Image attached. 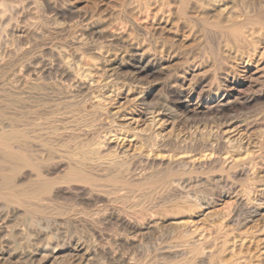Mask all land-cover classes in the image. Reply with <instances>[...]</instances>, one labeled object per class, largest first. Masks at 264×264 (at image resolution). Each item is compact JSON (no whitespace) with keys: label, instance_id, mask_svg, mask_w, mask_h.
<instances>
[{"label":"rangeland","instance_id":"374dc122","mask_svg":"<svg viewBox=\"0 0 264 264\" xmlns=\"http://www.w3.org/2000/svg\"><path fill=\"white\" fill-rule=\"evenodd\" d=\"M39 1H40V4L42 3L41 4L42 7H40ZM39 1L36 0V3L38 2V4L35 5L36 3H34V5H35L34 8H35V10L39 8L40 12H37V11H39V9L37 11L33 10L34 12L32 10H30V8H32L34 6L32 4L33 6L30 5L29 6L30 8H28V6L27 7L24 6L23 7L25 9L24 12H23V10L20 9L21 8L20 7L19 8L20 11H17L18 13L15 12L16 16H15V14L12 13V15L14 17H16V18L18 17L17 19L14 18V20L16 22H13L14 20L13 21H8L9 17H10V20L13 19V17H11L12 15H9V14H11L10 13L11 11L9 13L7 11L5 12L6 15H7V13H8V15L6 16L7 18L3 17L5 19V20L3 19L4 21L2 20V16H4L5 13L2 14V16L0 17L1 18V21H0L1 24L0 25L2 26V27H0L1 30L5 26V24L7 25L8 22H9V24H10V22H13V24L12 23L10 24V27L13 29L14 34L16 33L15 35H17V34L19 35L22 31L26 32V33L24 32V34L22 32L20 34V36H14V35H12L13 32H12L11 28L9 29V26H8L9 24L6 26V28L8 27L7 28L8 30L4 27V30H5L4 33H2L3 31L0 32V35H1L0 36L1 37V40H0V42H1L0 43V46H1L0 47V58L2 57L0 59V63H1L0 64V75L1 76L2 75L3 76L4 75L7 76V78L5 76V79L4 78H0V81H3L2 83L0 82L1 83L0 85H2V87L5 86L3 88L0 86V89H1L0 92L3 91L2 93H4L6 87H8L7 88L8 90L6 89V91L9 92L10 94H12V95H10L9 93L7 94L6 92L4 94L0 93V98H1L0 99V106H2V107H0V110L2 109L0 111V123H2V126H3V123L7 124V125H5L6 126L5 127L6 130L11 129L12 126H15V127L17 126L16 128H19L18 126L20 124L24 125V123H25V125H26V122H28V123L32 122V119L34 121V119L36 120V118H37V120H40L41 118L45 117L43 119V121L45 120V122H43L41 120L42 122L41 121H38V122L36 121V123H35V121H34V123L27 124L28 125L27 128H31L30 129V134H29V136H30L29 141H30L31 145H29V146L31 147L32 150L37 152V154L39 156L43 154L41 157H43L45 155H46L45 156L46 158L49 157V155H48L49 153H47L49 148H50L49 152L55 151V152L59 153L61 151L60 154L62 152H64L65 149H68L69 151L66 150L64 152L65 154L67 153V156L64 153L61 154V155L65 156L64 157L65 159L68 156H71V155H76V154L80 155V153L83 150L82 146L83 147L85 146L84 145L85 144L84 140L87 141V139L89 138L88 136H90L91 134L94 133V135L90 136V140H91L90 143L94 142L93 139H95L97 142L95 141V144L91 143V146H95V145H97L100 142L102 143L101 140H98L100 138L102 140L104 138L107 139V140L110 138V141L108 140V143L113 141V143H111L112 145L114 143H116V144L120 143V145L123 144L122 146H123V148L125 150L122 149V151H128L125 155H128V154L131 153L130 155H128V159L132 155V157H131L132 159H129V160H132L131 162L129 161L131 163L132 167H134L133 164H135V165L138 164V163H136V162H138V161H136V159H139L138 157H140V156H138L136 158L137 154L135 153V151L137 153L139 152V155H143V154L144 155H148L147 152H150V155H151L154 152L151 156L156 155V153L158 151L160 153L163 152V154H161V155H164L165 157L164 156L161 157L160 153H158V155H160L161 159H160L159 156L156 155L158 157V158H156L157 161L153 160L152 164L155 163V162L158 163V160L159 161L162 160L161 163L163 161L165 162V164H164V162H163V164L165 165L164 168H166L167 171L165 172L166 174L163 172L164 174L162 173L161 177L158 176L160 178V181H159L158 177L157 178L155 177V179L152 178V179L147 180V181L146 180H141V182L138 181L137 184H136V182L139 179L137 177H134L133 175H129L126 179L122 180V178L119 177L118 175H116L115 173L114 174L116 176L114 174H111V173H108V175L111 174L109 176H107V173L105 175H104V173H102L104 176L102 174H101L102 176H100V172L95 171L99 175L94 172L96 175L93 173V175H92L93 179H92V182L90 184L91 185L93 184L92 186L95 187V188H96V186H97V188L99 186L98 190H97V188H96V190L97 191H99V190L103 191L102 193H105V192L109 191V196H108V194H107V196L109 198H114L115 199V200L112 199V201H111V200H108V198H106L103 201L102 200L103 198H98V200H97V197L96 198L93 197L94 198L93 199L90 196H88V194L89 195H91V193L94 194V192H91V189H95V188H92L89 183H83L84 184L83 185L80 182H76L75 181L73 183V181H72V182H68V183L66 182V183H64L65 184L64 185L62 182H60L62 178L66 177V176H68L70 174V171H67L66 169L62 170L59 167H57L58 163L56 164V162H59V160H58V158H55V159L50 161L51 163H50L49 166L50 167L54 166L53 168H54L55 171H52V172L54 173V175H57L59 177L54 176L53 173L50 172V170H48V169H50V167H48V168H47V166L43 167L44 175H45V172H47L44 177L55 182V186H53V189L52 188L50 189L49 193H45V194L43 193L44 195L42 194L43 197H45V198H43V199H45V201H44L45 203L41 202V203L37 204L41 208L38 207L37 205H36V207L32 206L30 208L29 207L25 208V207L19 206L16 203V201H15V203L12 202V199L15 200L16 198H14V197H18V194H17L16 191L11 189L10 179H12V181H14V183L13 182L12 183L15 186H17V187H19V185L22 184V183H23L22 184V186H23L26 182L30 186L33 183L32 177L29 176L31 173L27 172V169H25L22 172V174H20V173L17 172L16 167L13 168V166L12 165L10 166L9 163H6V164L2 163L4 161L3 157H6V154H5V151H2L4 149L3 145L0 144V148L2 149V150L0 149V156H1L0 159L2 161V162L0 161L2 163V164H0V170L4 169L1 172L0 176L2 177V175H4L3 179H6L3 182L2 178H0V183L2 182V185H3V183L6 184V182H7V184H8L10 182L9 185L6 184V186H5V184H4L3 185L4 187L0 184L1 185L0 187H3V189H4L3 190V189L0 188V190H1L0 195L2 196V195L5 194L4 196H6V197H3V200H2V198H0V264H62V263L63 264H137V262H138V264H142V263L143 264L144 263L145 264H264V31H263L264 30V13H263L264 12V7H263L264 4L262 3L263 0H260L261 2H259V0H245L247 2H245L244 0H241L240 4H239L238 0H235V1L238 2L239 5L236 2H233L234 0L233 1L232 0H224V1H222V0L221 1H219V0L217 1L216 0L217 3L216 2L215 3L217 5L213 2V0L212 1L203 0L204 2L202 0H199V1L197 0L196 2H195V0H190V1H188L189 3L188 2L187 3L188 4L191 3L190 5H191L192 8H194V12L191 11L192 8L190 7V5H188L187 3L186 4L185 3L182 4L181 0L180 1L179 0H161L162 4H159V3H161V2H159V0H157L158 2L155 1V0H151V4H149L150 0L149 1L147 0L148 3L146 2V0H141V1L137 0L138 2H136L135 0H131V4L128 3L130 0H120V1L118 0L119 2H117V0L116 1L115 0H110V1L109 0H77V1L76 0H42V1L39 0ZM121 1H122V4H121ZM165 1H167V4L163 3ZM174 1L175 2L177 1L176 2L177 4ZM200 1H202V2L200 3ZM205 1H206V3L208 2V4H206ZM155 2H157V4ZM168 2L172 3V4H169ZM218 2L220 4L225 2L224 4H226V6L229 5L232 2H233L232 4L236 3V5H233V6L235 8L238 6V10L239 11L236 10V9L235 10H233V9L230 10V11L233 10V12H235V11L237 12V14L236 13L234 14V17L236 15L239 17L240 14H242V12H243L242 8H244L245 4L246 5H248V4L251 5L252 2L253 3L258 2V3H255V4H257V5L260 4V5H258V6L256 5L257 8H255L256 6L253 4L254 9H257V10H254L253 7L249 6L248 9H250L249 11H250V15H251V21L246 22L244 24L245 25L244 28L242 27L240 29V31H238L240 33V34L238 33L239 34L238 35V34H235V32L237 31L236 29H228V30H226V29H222V28H219V27L218 28L216 27V29H215L213 27V26H215V24H217V19L221 16L220 14H222V15L225 14L224 12H223L224 13L223 14L221 10H220V13H216L217 15L214 14L215 13L214 9L217 10L216 12H219L218 11V8H219L218 6H220V4ZM242 2H244V3H242ZM126 3H128V4H126ZM132 3H134V5H132ZM178 3L180 5L182 4V6H177V5H179ZM203 3H205L206 5H204ZM211 3H212V5H211ZM89 4H91V5H89ZM116 4H119V5L116 6ZM135 4H137V5H135ZM139 4H140V6H139ZM147 4H149V5H152V4L154 5L155 4V6H149ZM168 4L172 5V7L169 6ZM196 4L198 6V9H195V5ZM200 4H202V6ZM209 4H210V6H209ZM241 4H243L244 6L243 5L240 6ZM114 5H115L116 8L113 7ZM125 5H127V6H125ZM161 5L164 6V8ZM165 5L169 6V8L166 9ZM186 5H188V7H186ZM20 6H23V5L21 4ZM157 6L160 7V12H159V8ZM206 6H209V7L213 6L214 9L213 8H209V7L207 8ZM230 6H232V5H230ZM233 6L230 7V8H234ZM3 7L4 6H2L1 8H3ZM43 7H44V9H43ZM119 7H120V9H119ZM127 7H128L129 10L127 9ZM131 7L132 8L135 7V9H136V7H138V8H137V10L134 11ZM155 7H157L156 9H158V11H156ZM175 7L176 8L178 7L177 8L178 10ZM182 7H183V9H182ZM202 7L203 8L205 7L206 10H205V8L203 10ZM27 8L33 13L30 14V12H29V10ZM34 8H32V9H34ZM125 9H127L128 11L125 10ZM130 9H131V12L134 11L132 13L133 15H130V13H131ZM138 9L139 10L142 9L141 10L143 12V14H141L142 16L139 15L142 12L139 11ZM145 9L146 10L149 9V10H147V12H146ZM252 9L254 10V11H252L253 13H251ZM258 9H260V10H258ZM76 10L78 12H76ZM152 10L155 11V13L156 12H158V13L155 14V13H153ZM166 10H168V11H166ZM170 10H172V13H171ZM195 10H196V13H195ZM241 10H242V12H240ZM50 11H51V13H50ZM126 11L128 12V14H127ZM161 11H163V12H161ZM164 11H166V12H164ZM208 11H209V13H208ZM256 11H258V12H256ZM19 12L21 13V17H20ZM28 12H29V15H28ZM108 12H110L111 14L108 13ZM116 12H117V14H116ZM184 12L185 13L187 12V14L188 13L189 14L188 15L185 14L186 15V17H185ZM34 13H39V15L37 14V17L41 16V15H42V17L41 18L40 17L37 18L35 16L36 14H34ZM112 13H114L116 16H118V18H116V16L114 15L116 20L113 19L114 17L112 15ZM159 13H160V15H159ZM17 14H19V15L17 16ZM107 14H108V17H107ZM135 14H137V16ZM144 14L146 15L147 18H145ZM153 14H155L154 16L156 18L153 16ZM192 14H194V15H192ZM203 14L204 15H209L210 14L209 17L211 15H213V14H214L213 17L214 16H218V15H220V16H218L217 18L214 17V19H212V16L209 18V17L204 16ZM232 14L233 13H231V18L233 16ZM22 15H23V17H22ZM31 15H33V16H31ZM43 15H45L44 18H48L49 17V21L52 22L50 25H48L49 22H47L48 21L47 19H45V20L42 19ZM47 15H51L52 17L51 16H47ZM134 15L136 16V18H135ZM149 15H151L152 17L150 16L151 17L150 18ZM162 15H163V17H162ZM171 15H173V16H171ZM174 15H176L177 17L174 16ZM190 15H192L191 16L192 18L188 17ZM34 16H35V18H37L36 20L38 21V23H41V24H38L39 26L37 25V23L36 24L33 23L35 21V18L32 19L33 21L29 20L30 18H33ZM95 16H96V18H95ZM132 16H134L135 20L137 19L138 23L134 20V18ZM164 16H165V18H164ZM194 16H195V18H194ZM224 16H223V18L222 17L221 18L225 20L226 18ZM259 16H260V18H258ZM24 17H28V18H24ZM50 17H51V19L52 18L54 19V17H55V21L56 22H57V19H58V24L61 23L59 25V27L62 26L63 24H65L62 27H60V29L62 28V30L63 29L64 30L63 31L62 30H58L59 29V27H57L58 24L56 25V23H54L55 21H52L53 19L51 20ZM74 17H76V18H74ZM143 17H144L145 20L143 19ZM158 17H160V18H158ZM197 17H199V19ZM234 17L232 19H233V21H236L237 18L236 17L234 18ZM39 18L42 21L44 20V22H41L39 20ZM152 18H154V19H152ZM166 18L168 20H166ZM176 18L177 19L179 18V19L177 20ZM19 19L21 21H18ZM24 19H25V23H23V25L28 24V25L32 26V27L28 26V30L29 31L27 30V27H26L27 25L25 26L26 28H24V26L21 24V22L24 21ZM26 19H28V20H26ZM90 19H91V21L89 22ZM141 19H142V21H141ZM151 19H152V22L154 24L151 22ZM159 19H162V20L160 21ZM182 19L185 22H183ZM239 19H240V17L238 18V20ZM252 19L253 20L255 19V20L253 21ZM259 19H260V21H259ZM181 20H182V24H181ZM261 20H263V21H261ZM26 21L29 22V23L32 22V24L37 25V27H40V29L43 26L42 30L44 29V24H45V29L43 30L44 32H42L40 29L37 30L38 28L36 26L33 27V25H31L29 23H26ZM37 21H35V22H37ZM67 21H68V23H70L72 25V27H71L70 24L67 23ZM111 21H113V22L118 21L119 23L116 22L115 24H113V22L111 23ZM139 21H141L140 25H139V23H140ZM155 21L156 22H160V24H162V26H165V28L163 27V29L161 30L162 26L157 24ZM172 21H174V22H172ZM198 21H200V22H198ZM2 22L5 23L4 26L2 25L3 24ZM46 22H47V24H46ZM196 22H198V23H196ZM203 22H205V23L203 24ZM14 23L16 24L15 28L19 24H21V28H20V25H19L17 27V29H15L14 28V25H15ZM17 23H19V24H17ZM53 23L55 25H53ZM73 23H77V26L74 25ZM123 23H124V25L127 24V26L125 28L126 30L124 28H122V26H124ZM148 23H149V25L151 24L150 26H152V28L150 27L151 30L149 29ZM169 23H171V24H169ZM237 23H240V20H239V22L237 21ZM67 24H68V26H67ZM184 24H185V26H183ZM12 25H13V27H12ZM46 25H48V26H46ZM143 25H145L146 27L143 26ZM154 25H156V26L159 25V26L156 27ZM50 26H53V28L50 27ZM55 26H56V28H58L57 30H56ZM64 26H67V28L64 27ZM104 26L107 27L106 30H105V28L103 29ZM195 26H196V28H195ZM116 27L118 29H116ZM153 27H155V28H153ZM168 27L170 28L171 31L167 30ZM181 27H182V29H181ZM211 27H212V29H210ZM255 27H256V29H255ZM29 28L30 29L32 28V29L30 30ZM33 28H35V31L37 30L36 33L38 31L42 32V34H40V38H39L38 33L36 34L37 37H36V35H34ZM49 28H51V29H49ZM68 28H70V29L67 30ZM73 28L74 29L76 28V29L74 30ZM83 28H84V30H83ZM120 28H122V29H120ZM78 29L81 30V31H79ZM157 29H158V33H157ZM191 29H192V31H191ZM259 29H260V31H258ZM45 30H47V31H45ZM90 30L92 32H90ZM118 30H119V33L117 32ZM120 30H121V32H120ZM197 30L200 31V32H198ZM248 30L249 31L251 30L249 32L250 33L249 34L250 37H249V35L247 36ZM255 30H256L257 33L258 32L259 33L257 34L256 32H254ZM10 31L12 33L11 34L12 36L10 35ZM50 31H52V32H50ZM74 31H78L80 33L85 31L84 32V34H85V38H84L85 44L83 43L84 45L83 44H81V45L77 44L76 45L75 41H77V38L79 37L80 34L78 33V35H77V33L76 32L74 33ZM95 31L97 32V34H98V31H100L99 35H97ZM113 31L117 32V37L121 33L122 34L117 38V37H115L116 33L114 34ZM159 31H161L160 33L162 35L159 33ZM187 31H189V32H187ZM5 32H7V33H5ZM27 32H29V33H27ZM30 32H33V33L31 34ZM152 32H154V33H152ZM167 32H169V33H167ZM186 32H187V34H186ZM72 33H74V34H72ZM103 33L104 34L106 33V34L104 35ZM194 33H195V35L193 37ZM254 33H256V34L254 35ZM4 34L6 36L3 37L2 35H4ZM22 34H23V36H22ZM27 34H29V37H28ZM146 34L148 35V37H146L147 36ZM156 34L157 35L159 34V35L157 36ZM24 35H25V37H24ZM32 35L35 36V37H33ZM74 35H76L77 37L74 36ZM100 35H104V36H100ZM109 35H110V38H109ZM111 35L114 36V38L111 37ZM129 35H130V37H132L133 41H132L131 38H129ZM228 35H230V37ZM8 36H9V38H8ZM31 36L33 37L32 38L33 40L35 38H37L38 42L35 39L34 40L35 43H34L33 40L31 39ZM88 36L91 37V38H89ZM125 36H127L129 39L126 40L127 38ZM6 37L8 39H6ZM10 37H14L15 39L14 38L10 39ZM74 37H75V39H74ZM150 37L152 39H150ZM228 37H229V39H227ZM247 37H249V38H247ZM19 38L21 40H19ZM42 38L43 39L45 38V39L43 40ZM138 38H140V39H138ZM235 38H237V40ZM2 39H4L3 42H2ZM110 39H111V41H110ZM119 39H120V41H119ZM193 39H194V41H193ZM7 40L10 41L9 42L10 45L5 43V42H7ZM27 40H29V41H27ZM46 40H48V41H46ZM86 40H87V42H86ZM93 40L95 42H97V43L99 42L100 44L99 43L98 44L97 43L94 44ZM123 40H124V42H122ZM134 40L136 41L137 44L135 43ZM238 40L240 42H244V43H242L244 45H242ZM11 41L15 42V44L18 43L19 41H21V42L24 41V43L22 42V45H21V42H19L20 43L19 45L16 44L17 47L21 48V49L18 48V50H20V51H17V50L14 51V52L17 51L18 54L16 52L15 55H14L13 52L11 51V49H14V48L17 49V47H14L15 45ZM44 41L47 42V43L49 42V43L46 44ZM126 41H128V43H131L130 46H129V44ZM141 41H142V43H141ZM231 41H233V43H234L233 45L230 43ZM31 42H33L32 43L33 45L31 44L32 46L29 47V43H31ZM155 42H156V44H155ZM11 43L13 44V46L11 45ZM165 43H168V44L165 45ZM134 44H136V46ZM138 44L140 46L142 44L143 45L140 48V46ZM224 44H226V45H224ZM252 44H254V46H252ZM63 45H64V47H63ZM168 45H169V47H167ZM9 46L10 47L12 46V48H10ZM54 46L57 48L56 50L52 49V48H55ZM82 46H83V48H82ZM86 46H87V49L85 48ZM95 46L96 47L97 46L100 47V49H102V48L106 49V47H107V50H106L107 53L105 52V50L103 51L105 53L101 52L102 50H100L98 47L96 49ZM101 46H104V47H101ZM123 46H124V48H123ZM148 46H149V48H148ZM226 46H227V48H226ZM232 46L236 47V51H235V49L232 48ZM22 47H23V49H22ZM62 47H63L64 54L59 50L60 48L62 50ZM93 47H95L94 48L95 51H94ZM142 47L144 48V51H143ZM26 48L27 49L29 48V49L27 50ZM126 48H129L130 50L128 49V51H127ZM202 48H203V50H202ZM24 49H26L28 51L27 54L29 56L27 54H25V55L22 54V53H26ZM50 49L52 51H50ZM74 49H75V51H74ZM77 49L78 50L80 49L79 50V54H78ZM82 49H83V51H82ZM113 49L114 50L116 49V50L112 52L111 50H113ZM135 49H136V51H135ZM165 49H167V51ZM96 50L100 51V53H98ZM117 50H119L120 53L123 50L124 51L122 52V54H120L119 51H117ZM65 51H67V52H65ZM129 51L130 52H134L135 51L136 53L134 52V53L129 54L130 53ZM57 52H61L60 55H58L59 53H57ZM80 52H82L83 54L82 53L80 54ZM167 52H168V54H167ZM223 52L225 54H223ZM6 53H8V54L10 53L11 56L6 54ZM65 53L67 55V58L63 59V57L65 56ZM67 53H69V54H67ZM140 53H142V54H140ZM160 53H161V55H160ZM176 53H178V54H176ZM215 53H216V55H215ZM49 54H50V56H48ZM54 54H56L55 57H54ZM106 54H107V56H105ZM26 55H27V57H26ZM57 55H58V58H56ZM70 55H71V59L75 58V57H72V55L73 56L76 55L77 58H75V60L72 59L71 60L72 62L68 61V59H70V58H68V57H70ZM246 55H248V57ZM59 56H60V59H61V56H62V60L60 62H58L60 60ZM78 56H80V57H78ZM96 56H97V60H95ZM101 56H104V58L101 57ZM18 57H21L22 59L18 58ZM91 57H93L91 59L92 61L89 60ZM200 57H201V60H200ZM17 58H18V60H17ZM191 58H192V60H191ZM238 58L241 59V60H239ZM41 59L43 60V62L41 61ZM83 59L86 62L89 61L90 63H92V64H89L92 71L89 69L90 67L88 65H84V64H88V63H85V61ZM1 60L2 61L6 60V61L2 63ZM39 60H40V62H39ZM63 60H65V62H67V63L65 64ZM76 60H80L83 63L84 68H82L83 65H80L82 63L79 61L80 62V64H79ZM210 60L212 61V65L210 64L211 63ZM54 61H56V62H54ZM37 62H38V64H37ZM41 62L42 63L45 62V63L42 65ZM73 62H75V64L77 62V64H79L78 66L80 68L78 66H76ZM118 62H119V64H118ZM177 62H180V63H177ZM29 63H31V64H29ZM36 64H37V66L40 65L39 66L40 69L38 67H36ZM45 64H47V65L45 66ZM48 64H50V65L48 66ZM71 64L72 65L74 64V66L72 67ZM116 64L119 65V67H117ZM69 65L72 67V70H69V69H71L69 67ZM96 65H97V67H100V69L95 67ZM23 66L24 67L26 66L27 68L26 67L24 68ZM63 66H64V71H63V68H62ZM11 67H13V68L11 69ZM41 67H43V68L47 67L48 69L47 68L43 69ZM114 67H115V69H114ZM54 68L55 69L57 68L56 69L57 71ZM75 68L77 70H75ZM112 68H113V70H112ZM15 69L16 70L18 69V70L15 71ZM41 69H43V72H40ZM73 69L75 71L80 70V72H78L80 75H83V72L81 71V69L82 70L84 69V72H86L85 70H87V72L91 71L92 72V76H90L91 72L89 73V75L86 72L87 73V78H89V79L91 78V79L89 80V79L85 78L84 79L85 82H84L82 79H83V77H85L86 73H84V76L81 77V76H79V74H76L77 72L75 73V71ZM98 69H99V71H97ZM103 69L104 70L106 69V71H104ZM44 70H46V71L44 72ZM58 70H59V72H58ZM67 70L70 71V73L72 72L71 75L73 73H75L76 75L81 77L82 79L77 76L79 78L78 81H80V83H82V84H79V83L77 84L78 81L75 78V74H73L74 77L72 75L68 79L66 77L64 78V76H63L64 72L67 71ZM28 72H33V73L35 72V73L34 74H32V73L31 74H27ZM37 72H40L41 77H40V75H38L39 73H37ZM46 72H48V73H46ZM97 72H99V73L101 72V75L98 74ZM115 72H116V74L118 73L117 76H116ZM202 72H204V73L201 74ZM6 73L9 74V75H7ZM11 73L12 74L14 73L13 77L11 76ZM15 73H16V75L18 74L17 78H19V79L21 77H24L25 76L24 74H26V76L24 77V80L27 83H30V84L28 85L27 83H24L25 81H22V80L20 81L19 79L15 78V76H16ZM20 73L22 75H20ZM93 73H96L97 76L94 75ZM108 74H109V76H107ZM28 75H30V76H28ZM99 75H100V77H98ZM102 75H104V77ZM114 75H115V77H114ZM31 76H33V77H31ZM34 76H36V77L39 76L40 80L38 78H35ZM94 77H95V79H94ZM116 77H118V78H116ZM10 78H12L11 80H15V81H13V84H11L12 81L9 82V83L6 82V81H10ZM29 78H31V79L35 78L36 81L32 79L34 81L33 82ZM59 78H61V79H59ZM70 78H72V79L75 78L77 82L75 81V79L72 80ZM106 78H111V80L113 78V81H110V79H106ZM115 78H116V80L114 81ZM3 79L5 80V84H3L4 83ZM43 79H44V81H43ZM99 79H102V80L99 81ZM27 80H29V81H27ZM66 80H69V81L65 82V84L67 83L68 86L64 84V81H66ZM87 80H89V81H87ZM103 80H105V81L108 80L106 82L107 84ZM41 81L44 83L43 85H41L42 84ZM81 81H83V82H81ZM172 81H174V82H172ZM35 82H37L36 85H35ZM88 82L89 83L93 82L94 84L92 83L93 84L92 85L90 83V85H91L90 86ZM100 82H102V84ZM109 82H110V85H109ZM17 83H19V85L21 84L20 86L22 88H20V86L17 85ZM85 83H86V85H85ZM96 83H98V86H97ZM169 83L172 84L173 86L170 85ZM7 84L8 85L11 84L12 86L17 85L18 87L17 86H16V88L14 87V89H15L14 90L11 85L9 87V86H7ZM23 84H25L24 87L22 86ZM37 84H38V87H37ZM95 84H96V86H95ZM82 85H85V86L82 87ZM105 85H106V88H105ZM111 85H113L114 87L111 86ZM32 86H34V87H36L38 89L35 90V88L32 87ZM43 86H45L47 89L45 87L43 88ZM57 86H59V87H57ZM66 86H67V89H66ZM108 86L111 87V88H109ZM87 87H89V88H87ZM96 87H97V89H99L100 87L101 88L99 90H96L95 89ZM118 87L122 88V90L119 89ZM58 88L60 90H57ZM103 88H105V89H103ZM26 89H28V90H26ZM39 89L40 90L42 89L41 93H40ZM70 89H71V91H70ZM110 89H113V90H110ZM11 90L16 95L13 94V92ZM31 90L32 91L34 90V91L32 92ZM94 90L96 92L97 91H99V92H97L95 95H93L95 93ZM115 90H117V91H115ZM30 91H31L32 94L30 93ZM108 91L110 92V94H109ZM22 92H26V93L29 92V94L28 93L27 94L26 93L22 94ZM67 92H68L69 95L66 96ZM117 92H119V93H117ZM111 93H115V94H113V96L116 95V96H114L116 99L113 96H111L112 95ZM174 93H175V95H174ZM36 94H38L39 96L36 95ZM97 94L99 95L100 98H104L102 101H106L107 99L110 100L109 103H108V100H107L106 104H104V102H103V105H101V106L104 107V109L106 108L105 110L104 109L100 110L99 106L97 105L98 104L97 101L99 100V98L97 97L98 96ZM13 95H15V96H13ZM23 95H25V96H23ZM34 95L37 98V100L40 98L38 100L40 102L37 103L38 105H36L37 100L35 102L36 98L34 97ZM108 95H110L111 97L108 96ZM8 96H11V97L8 98ZM104 96H106L108 98H105ZM5 97H6V99H5ZM51 97H53V98H51ZM130 97L133 98V99L130 100L131 99ZM19 98L21 99L20 102H19ZM27 98L30 101H28ZM97 98H98V100H97ZM8 99H10V101ZM11 99H12V101H11ZM65 99L68 100V101H66ZM74 99H75L76 102L74 101ZM93 99L96 100V101H93ZM142 99H144V100H142ZM70 100L74 101L75 103L71 102ZM7 101H8V103H11V102L13 103V102L16 101V103L15 104L14 103L13 104H8V103H6ZM130 101H131V104H127V103H130ZM27 102L30 103V104L28 105ZM41 102H42V104H41ZM61 102H63V103H61ZM132 103H134V104H132ZM33 104L35 105V107L33 106ZM59 104H64V105H60L59 106ZM71 104H72V106H71V108H69L70 107L69 105H71ZM74 104H75V107H73ZM107 104H108V106H106ZM155 104H157V105H155ZM20 105H21V107H20ZM24 105H26L29 108L25 107ZM31 105H32V107H31ZM40 105H41V107H40ZM76 105H78V106H76ZM112 105H114V107H112ZM149 105H150V109H148ZM15 106L17 107V109H16ZM64 106L65 107L69 106L68 107L69 109L67 107L63 108ZM163 106H164V108H163ZM219 106L221 107V109H220ZM4 107L5 108L7 107L6 108L7 110H5ZM45 107H46V109H45ZM94 107H97L99 109H97V108L94 109ZM121 107H124V109H122ZM9 108H11L10 112H9ZM110 108H112V109H110ZM59 109L61 111L63 109V112H61ZM114 109L116 111H122L123 112V114L125 115L124 117L126 119V121H125L126 123L128 122L129 119H130L129 122L130 121L132 122V119H133V121L136 120L135 122H137L139 124H134L135 125L134 126L135 127L134 130L131 128V131H129L130 128H128V126H126L127 124H125V126L123 125L124 122L122 120V117H119V115L115 112ZM170 109L173 112L170 111ZM11 110H12V112H11ZM50 110H52V111L54 110V112H52ZM70 110H72V111L70 112ZM81 110H83V112ZM91 110H92V113H91ZM113 110H114V113H113ZM149 110H151V111H149ZM17 111H18V113H17ZM39 111H41V113H42L41 115H40ZM55 111H56V113H55ZM57 111H59V115H60L59 118H58V115H57L58 114ZM102 111H103L104 114L102 113ZM105 111H107V112H105ZM5 112H7V114ZM27 112L29 113V115L27 114ZM33 112H34V114H32ZM48 112H49V114H48ZM60 112L62 114H64V112H65V114L66 113L67 114L65 116V115L60 114ZM93 112H95V113H93ZM11 113H12L13 116L11 115ZM13 113H17V114H13ZM30 113H31V115H30ZM80 113H82V114H80ZM89 113H91V114H89ZM110 113H111V115H110ZM19 114H21V117H23V118H21ZM35 114H37V115H35ZM55 114H56L57 117H55ZM68 114H70V115H68ZM98 114L100 115L101 119L98 118L99 120L96 121L97 118H93V117H96V115H98ZM102 114L105 115V117ZM127 114H128V116H127ZM15 115H16L17 118L15 117ZM17 115H19V117ZM50 115H52L53 117L51 116L52 117L51 118ZM74 115H76V116L78 115V117H76ZM99 115L97 117H99ZM101 115L104 118H102ZM106 115H108V116H106ZM116 115H118V116H116ZM24 116H27V117L25 118ZM40 116H41V118H40ZM64 116H65V118H64ZM67 116H68V119L69 118L71 119L72 117H74V118H72L71 120L70 119L68 120ZM112 116H113V118L115 117L113 120L111 119ZM38 117H39V119H38ZM60 117L64 118L65 120L64 119L61 120ZM75 117H76V119H78L79 123L81 122L80 120H84V119L87 120V118L89 117L87 122L90 121L91 123L88 122V124H87V122L85 120L86 124L84 123V125H86V127H88V125L91 124V125H94V128H95L96 124H98L97 125L98 127H96L97 134H96L95 131H93L95 129H93L91 126L89 127L90 129L86 128L82 124L84 121H82L80 123V124H82V126H80V124L77 122ZM82 117L84 119H82ZM106 117L109 118L110 123H112L111 120L113 121V123L110 124L109 120ZM116 117H117V119H116ZM151 117H153L154 119L156 118L155 120L158 123L161 122L160 123V125L162 124L161 127L164 126L162 128V130H160L161 131L160 135H158L161 138H159V137L158 138L159 139H165V137H166V139H165L166 143H165V145L162 146V145H160V143H158V141H156V142L152 141L153 143L148 142L147 145L149 146V149L147 147L148 150L147 149L143 150V148H146V146H147V145L146 146L144 145L147 140L145 138H143V137H139V135H137V134L139 133V131H141L142 133L143 132H145V133H147V132L149 133L150 132L151 133L153 131L152 124H157V123H155L156 121L153 118L151 119ZM228 117H229V119H228ZM18 118H20L21 120H19ZM48 118L50 119L49 121L47 120ZM53 118H58V119H55V120H56L57 124H59V127L56 124V122H53V123H55V124L52 123L53 125L51 124V122H50L51 120L55 121V120H53ZM79 118H81V119H79ZM91 118L95 119V121L94 122L91 121ZM127 118H129V119H127ZM5 119L6 120L7 119H11L13 121H11V120L4 121ZM59 119H60V121H59ZM115 119H116V121H115ZM16 120H18V121L16 122ZM66 120H68L70 123L71 122L75 123V121H76V123L74 125H73V123L68 125L69 122L66 121ZM103 120H105V122H103ZM121 120H122L121 123H123V124H121L119 122ZM10 121L12 123H10ZM20 121H23V122L26 121V122H24V123L21 122L20 123ZM46 121L49 122L47 125H46ZM61 121H63V123ZM64 121H66V123ZM98 121H100V122H98ZM13 122H15V123H13ZM18 122H19V124H18ZM115 122H117V125H116ZM40 123H41V125H40ZM42 123H44L46 126L44 124H42ZM101 123H102V125H101ZM106 123H108V125ZM119 123H120V125H119ZM148 123H150V125H148ZM222 123H223V125H222ZM10 124L11 125L13 124L12 126H10L11 128L8 126ZM15 124H18V125H15ZM33 124L35 126H37V128ZM37 124L39 126H41V127L43 126V127L42 128L38 127ZM217 124H219V126ZM226 124H227V126H226ZM72 125H73V127H71ZM106 125H107V127H106ZM21 126L22 125H20V127ZM51 126L53 128H55L54 132H55V130H57L56 134L52 133L53 132L52 131L53 128ZM66 126H70V127H67L69 131H67ZM74 126H77L78 131L76 130V128ZM78 126L80 127V129H82V130H80L81 133H79V127ZM83 126H84V128H83ZM117 126H119V127H117ZM150 126H152V127H150ZM22 127H24V126H22ZM50 127H51V129H50L51 131L49 132V128ZM60 127L64 128V129H61ZM101 127H104V128L102 129ZM132 127H133V125H132ZM141 127L143 128V130H144L145 127H147V128H145L146 130L143 131ZM0 128H1V124H0ZM39 128H41V129L39 130ZM45 128H47V129H45ZM56 128H58V129H56ZM125 128H127V131H126ZM32 129H33V131H35L36 129H38V130L35 132V134H33L34 132L32 131ZM71 129H73V130H71ZM85 129L86 130L89 129V130H87V132H86ZM135 129H139V131H136ZM148 129L151 130V131H149ZM91 130H92V132H91ZM99 130H101V131H99ZM170 130H172V131H170ZM202 130H204V131H202ZM231 130H233V131H231ZM245 130H246V132H245ZM261 130H262L263 133L261 132ZM43 132H44V135L39 136V134L41 135V134H43ZM88 132H90L91 134H88ZM126 132L128 134L125 135ZM168 132H171V133H168ZM223 132H225L227 134H224ZM47 133L48 134L51 133L50 135H53V134L54 135L50 136V135H47ZM67 133L68 134L72 133L71 135H73V134L74 135L70 136ZM75 133L76 134L79 133V135H76ZM193 133L194 134L196 133V134L193 135ZM202 133H204L205 135H206V133H207V135L210 133V136H211V139H212V143H213L212 145L214 147L208 145V147L205 148L206 145L204 143L202 144L201 142L197 143L196 145L194 144V146H193V142L196 139L195 137L200 138L199 136H201ZM247 133H248V135H247ZM82 134L84 136L85 135L87 136V134H88V136L87 137L85 136V138H84V136L82 137ZM106 134L108 136H110V137H108ZM197 134H199V135L197 136ZM234 134H235L236 137L239 138L238 143H237L238 139L234 136ZM37 135H38V137H40L39 141H41L42 143L44 142L43 145H44V147L46 146V150L42 151V154H41L40 150L37 151V149H39V148H35V147H37V146H35L36 143H37V145H42V143H40L38 141V139H37L38 137L36 139H34L32 137V136L36 137ZM59 135L62 136L63 138L62 137H61V139L58 138ZM95 135H96V137H94ZM166 135H168V137H171V139L170 138L168 139ZM178 135H181V136H178ZM226 135H227V137H226ZM79 136H81L82 138L79 137ZM135 136H137V138ZM183 136H185V138ZM212 136H213V138H212ZM257 136L260 137V138L258 139ZM77 137H79V138H77ZM175 137H179V138H177V140H176ZM215 137H216V139H215L216 142L214 140ZM224 137L227 140H228V138L232 139L231 141H233V143H234V140H233V137H234L235 144H232L233 148H231V145H229V144L224 142V141H227V140H225ZM43 138H45V139H43ZM56 138H57L58 141L55 140ZM74 138L77 139L76 142L78 144L75 142ZM183 138L185 140H187L188 143L185 140H184V142H186L187 144L190 143L189 145H192V146H189V145H187L185 143L186 145L185 144L183 145L185 147H183V149H181L182 148L181 144L184 143V142L181 143L180 139H183ZM49 139L52 140V141L50 140L52 142L51 143L52 145H50ZM59 139H60V141H63V140H65V141L60 143ZM68 139H71V140H68ZM167 139L170 140V141L168 142ZM107 140H105V141L103 140L104 141L103 143H107L106 142ZM138 140L139 141L141 140V141L138 142ZM144 140H145V142H144ZM172 140H174V142ZM34 141H36V142L34 143ZM53 141H54V143H53ZM81 141H83L84 144H79ZM217 141H218V143H217ZM255 141H257V142H255ZM72 142L74 144H76V146ZM167 142L169 143V145H168ZM178 142L180 143V145H178L179 144ZM239 142H240V144H239ZM90 143H89V140H88V144L89 145L86 143V146L87 145L90 146ZM174 143H175V145H174ZM176 143H178V144H176ZM215 143L218 144L217 145V149H216ZM222 143H223V145H222ZM166 144L168 146H166ZM226 144H227V147L224 146ZM243 144H245V146ZM32 145H34V147H32ZM55 145H58V146L56 147ZM68 145L69 146L71 145L70 147H72V146L75 147V148L77 147L76 149H78L79 145L81 147L79 146V148H80L79 150L73 151L75 148L74 149L70 148ZM102 145H104V144H102ZM139 145H141V147L142 146L143 147L140 149ZM52 146H53V148H52ZM124 146H127V147H124ZM150 146H151V149H150ZM175 146H176V148H175ZM59 147H64V149L63 148H59ZM156 147H157V150H154V149H156ZM160 147H163L162 148L163 150H161ZM188 147H190V150L187 149ZM193 147H194V149H192ZM195 147H196V149H195ZM224 147H225V149H224ZM243 147H244V150H243ZM245 147L247 149H245ZM114 148L112 147V148L108 149L107 147H105V149H103V151L105 150L103 152V154L105 153L104 156L109 154V153H111L110 151L114 152L115 151ZM133 148H135V149H133ZM158 148H160V149H158ZM211 148H213V149H211ZM228 148H229V150H227ZM53 149H56V150H53ZM184 149L185 150L187 149L186 150L187 152ZM223 149H224V151H223ZM142 150H143L144 153L142 152ZM245 150H247V151H245ZM45 151H46V154H45ZM106 151H108L109 153H107ZM220 151H221V153H220ZM228 151H229V153H228ZM237 151H238V153H237ZM180 152L183 154V155L181 154V158L179 157L180 156ZM205 152H206V154H205ZM210 152H212L211 154L213 156H211ZM216 152H218V153H216ZM132 153L136 154L135 158H133V154ZM216 154H218L219 156L216 155ZM47 155H48V157H47ZM196 155H198V156H196ZM224 155H227V156H224ZM167 156H169V157H167ZM174 156H175V158L179 157L180 159L179 158L174 159ZM222 156H224L225 160L223 159ZM237 156H238V158H237ZM45 157H43V158H45ZM163 157L165 159H162ZM172 157L174 159L173 161H172ZM203 157H204V159H203ZM208 157H209V159H208ZM166 158H170V160L167 159L169 162L166 160ZM195 158H196V160H195ZM234 158H235V161H233ZM239 158H241V159H239ZM153 159H155V156H153ZM190 159L192 161H190ZM221 159H222V161H221ZM177 160H178V162H177ZM187 160H189L188 161L189 164L186 162ZM206 160L209 162V165H207L208 162ZM215 160H216L217 163L216 162L214 163ZM179 161H180L181 164L179 163ZM210 161H211V163H210ZM132 162H135V163H132ZM173 162H174L173 165L176 166L175 168H178L177 170L175 168H173L174 167L172 165ZM182 162L183 163L185 162L184 163L185 164L184 168H181L182 165L184 166V164ZM178 164H179V166H178ZM236 164H238V165L236 166ZM166 165H168V167ZM171 165L173 167H171ZM1 166H4V167H1ZM6 166L7 167H11V168H7ZM153 166H156L155 167V169H156L158 165L155 164ZM189 166H190V168H189ZM198 166L201 167V168H199ZM5 167H6V169H5ZM12 168H13L14 171L11 170ZM56 168H58L60 170H58ZM188 168H189V170H188ZM196 168H197V171H196ZM173 169H174V173L176 172L175 174L173 173ZM28 171H30L29 168H28ZM6 172H7V174H6ZM8 172H10V174ZM11 172H13V173H11ZM138 172L139 171L137 170V173ZM14 173H15L16 176L17 175L21 176V175L25 174L24 176L25 177L28 176V177L24 178V176H21V178H20V176H19V178H18V176H17V178L19 179L18 180L17 178L15 179ZM49 173H50V175H48ZM57 173H59V174H57ZM60 173H63V174L60 175ZM133 173H136V172H133ZM180 174H182L184 177L182 175H180ZM60 176H61V179H59ZM111 176H113V177H111ZM186 176H188V177H186ZM10 177H12V178H10ZM110 178H113L114 180L110 179ZM128 178H129V180H128ZM28 179H29L30 182H28ZM94 179H96V180H94ZM104 179H106V180H104ZM164 179L165 180H170V183L168 184V186L170 185L169 188H168L167 185H162V184L160 185L159 184V182L163 181ZM176 179H178V181ZM179 179H182L181 180L182 182H180ZM189 179H190V181L192 183H190ZM21 180L24 181V182H21ZM134 180H136V181H134ZM174 180L177 181V182H180V186L178 185L177 182L176 183H177L178 186L176 185V183L174 184L173 183V182H175ZM183 180H185V182H183ZM188 181H189V184H187ZM17 182L18 183L20 182L19 185H18ZM133 182H135V183H133ZM100 183L102 185L105 184L106 187L102 188V185H100ZM145 183H148V184H145ZM27 184H25V186H28ZM86 184L88 185V187L86 186ZM130 184H132L133 186L130 185ZM123 185L129 190H127L126 188H123L124 187ZM134 185H136V186H134ZM140 185H141V187H140ZM66 186L67 187L70 186V188L69 187L67 188ZM78 186H80L81 188H79ZM84 186L87 187V188H84ZM121 186H123L122 187L123 189L120 191L118 187H120V189H121ZM157 186L160 189V190L157 189V195H155L156 192H154L152 195H150L151 197L149 196V194H145V193H148L147 191L149 189L151 190L153 187L156 188ZM159 186H161V187H159ZM163 186H165V188H166L165 193H163V192L158 193L159 191H162L164 189ZM173 186L175 187V189H174ZM7 187H8V190L11 189L12 191H10V190L7 191L6 190ZM55 187H57V189L59 187L64 189V187H65V189L67 188L66 189L67 191L64 189L63 190L64 193L63 192L57 193L56 190H55L56 189ZM110 187H112V188H110ZM115 187H117V188H115ZM100 188H102L103 190L100 189ZM109 188L112 189V190L114 189V191L115 190H119V192H120L119 195L117 194L118 191H116L115 194L112 191L111 193H112V195L113 194L114 195H113V197H111L110 196L111 195V193H110L111 190H108ZM85 189H86V191H84ZM146 189H148V190H146ZM71 190H73V191L71 192ZM126 191L127 192H131V194L127 193L129 195V198H124L125 195H126V197H128V195L126 194ZM53 192H54V195H53ZM67 192H68V194H67ZM141 192L143 194V197H142ZM174 192H175V194H174ZM71 193H72V195H70ZM73 193H75V194H73ZM149 193H150V191H149ZM66 194H67V196H66ZM78 194H80L82 196H80V195L78 196ZM62 195H64L65 198H64V196L61 197ZM86 195H87V197H90L92 199V200H90L91 202L88 201L90 198H87ZM121 195H123L122 198L124 199V201H123V199L121 197H119ZM145 195H147V198L148 197L149 198L145 199L146 198V197L144 198ZM154 195H155V197H153ZM59 196H60L61 200H60V198L58 199ZM117 196H118V198L116 200ZM130 196H131V198H130ZM132 196L134 197V199H133L134 201L132 200V203L133 202L134 203L137 202L136 204L138 205V207H137V205H136V207L135 206L131 207L132 209L135 208L133 210L129 207V206L134 204V203L133 204H131V203L129 204V202L132 199ZM8 197H10V199ZM54 197H55L56 200H53ZM141 197H142V200L143 199L145 200V201L143 200L144 204L142 203V206L147 204V203L150 204V202H153V203H151L150 205H147L148 208L145 205V207H143L145 209H143L142 206L140 204H138V203H140V202H138L139 200L142 201ZM152 197L154 198V200H157V201H153ZM4 198H6V199H4ZM49 198L52 199L51 202H55V201H57V202H55L54 204L51 203V202H47L48 200L50 201ZM86 199H88V200H86ZM95 199H96V201H94ZM118 199H119V201L121 200L120 203H118L119 202ZM8 200H9V202H8ZM128 200H130V201L127 202ZM135 200H136V202H135ZM82 201H85V202L82 203ZM98 201L100 202V204L98 203ZM106 201H107V203L104 204V202H106ZM109 201H111V202H109ZM186 201H188V202L191 201L189 203H192V205L195 204L196 207L190 205L189 203H188V206H187L186 205L187 204ZM11 202L13 204H15V205L17 204V205L16 206L12 205ZM65 202H66V204L70 203V205L67 204L68 206L67 205L64 206ZM88 202H89V204L87 205L88 206L87 207L85 204H87ZM95 202H97V203L95 204ZM57 203H58V205H57ZM90 203H92V204H90ZM101 203H102V205H101ZM49 204H51V206ZM72 204L74 206H72ZM75 204L77 205V207H76ZM47 205H48L49 208L52 207V210H49L48 207H46ZM55 205L58 206V207H56ZM106 205L108 206L109 210L107 209ZM2 206H4V207L1 208ZM5 206H7V207H5ZM17 206H18V208H17ZM71 206H72V208H71ZM139 206L141 207V209H140ZM189 206L192 207V208H190ZM73 207L74 208L76 207V209H73ZM91 207H93L94 210ZM128 207L132 211H127V210H129ZM53 208H54V213L55 214L52 213L53 212ZM58 208H61V209L58 210ZM63 208H65V209H63ZM96 208H98V209H96ZM34 209H36L35 210L36 211L35 214H34ZM40 209H45V210H42V212L44 211L46 213L44 214V212H43L42 214H38V213H41ZM69 209L71 210L72 214H69V212H70ZM101 209L103 210L104 213L101 212L102 211ZM104 209L106 211H104ZM149 209H151V210H149ZM25 210H27V211L25 212ZM29 210H31L32 212L29 211ZM66 210L67 211L69 210V211L67 212ZM97 210H98V213H96ZM10 211H11V213H10ZM22 211H23L24 215L22 214ZM61 211H63V212H61ZM76 211H80L81 213L79 212L80 213L79 214L77 212V215H76V213H75ZM82 211L84 213L86 212V214H90L88 212H91V214L90 215H86L84 213L82 214ZM139 211L141 212V216L139 215L140 214ZM172 211H173V213H172ZM16 212H17V215H16ZM28 212H31V213H29L30 215L28 214ZM57 212H59V213H57ZM64 212H66V214H67L66 217H65L66 214H64ZM94 212L96 214L95 215L96 218L93 217L94 216L93 215ZM113 212H114V214H113ZM19 213H20V215H19ZM26 213H27L28 216L25 215ZM60 213L64 214L63 215L64 217H61L62 219L64 218L63 220L60 218V216H61ZM73 213H75L74 214V215H76L75 217H72ZM106 213L110 214L112 216V218H111L110 215H107ZM132 213L133 214L135 213V214L133 215ZM51 214L52 215L54 214L55 217H54V215H53V217H51L52 216ZM59 214H60V216H59ZM98 214H99V216H98ZM101 214H104V216L101 215ZM115 214L116 215L118 214L120 216H116ZM41 215H43V216H41ZM56 215H57V217L58 216L59 217L57 218ZM68 215H71V216H68ZM144 215H145V218H143ZM34 216L36 218H38L37 221H35L36 218ZM125 216L128 217V218H126ZM133 216H135V217L133 218ZM33 217H34V219H33ZM47 217H50L51 219L50 218L48 219ZM84 217L87 218V219H85ZM101 217H103V218H101ZM116 217L117 218L121 217V219L119 218L120 219L119 220ZM44 218L46 219L47 222L45 221ZM108 218H110L111 220L108 219ZM129 218H130V220L128 221ZM142 218L144 219V221H143ZM41 219H42V221H41ZM137 219H139V220L137 221ZM174 219L175 220L177 219L178 223H180L179 226L174 227L175 226V224L173 223L175 221ZM59 220H61V221H59ZM66 220H68V224L69 225L66 224L67 223ZM93 220L96 222V225H95V222ZM123 220H124L125 224L122 223ZM71 221H72L73 224L71 223ZM131 221H133V222H131ZM139 221L140 222L142 221V222L140 223ZM170 221L174 225H172L170 223L167 224V222H170ZM59 222L61 224H63V225H61ZM62 222H64V223H62ZM129 222L131 223V225H130ZM155 222H157V223H155ZM47 223H48V225H47ZM50 223H51V225H50ZM181 223L184 224V225H182ZM55 224H58V225H55ZM89 224H91V225H89ZM18 225H19V228L17 227ZM15 229H16V231H15ZM18 236H20V237H18ZM128 238L131 240V242L128 240ZM122 241H124V243ZM23 248H26V249H23ZM69 260H72V261H69ZM129 260H131V261L129 262ZM66 261H67V263H66Z\"/></svg>","mask_w":264,"mask_h":264},{"label":"bare ground","instance_id":"6f19581e","mask_svg":"<svg viewBox=\"0 0 264 264\" xmlns=\"http://www.w3.org/2000/svg\"><path fill=\"white\" fill-rule=\"evenodd\" d=\"M38 1H39V0H38ZM41 1H42V0H41ZM76 1H77V0H76ZM109 1H110V0H109ZM115 1H116V0H115ZM119 1H120V0H119ZM119 1L117 0V2H119ZM135 1L138 2L137 0H135ZM140 1H141V0H140ZM148 1H149V0H148ZM148 1L146 0L147 3H148ZM155 1H157V0H155ZM179 1H180V0H179ZM188 1H190V0H181V3H182V4H184V3L186 4ZM196 1H197V0H195V2H196ZM198 1H199V0H198ZM202 1H203V0H202ZM202 1H200V3H201ZM208 1H212V0H208ZM217 1H218V0H217ZM217 1H216V0H213L214 3H215V2L217 3ZM219 1H221V0H219ZM222 1H224V0H222ZM232 1H233V0H232ZM240 1H241V0H238L239 4H240ZM244 1H245V0H244ZM263 1H264V0H263ZM263 1H262V3L264 4ZM98 2H99V1H98ZM117 2H116V3H117ZM127 2H128V1H127ZM132 2H133V1H132ZM144 2H145V1H144ZM149 2H150L149 4H151V0H150ZM153 2H154V1H153ZM157 2H158V1H157ZM157 2H155V3L157 4ZM159 2H161V3H159V4H162V1H161V0H159ZM171 2H172V1H171ZM174 2H175V1H174ZM176 2H177V1H176ZM176 2H175V3H176ZM203 2H204V1H203ZM233 2H236V3L238 4V2L235 1V0H234ZM233 2H232V3H233ZM245 2H247V1H245ZM248 2H249V1H248ZM259 2H261V1L259 0ZM34 3H36V0H0V17H1L2 14H4L6 11H7L8 13L11 11V12H10L11 14H9V15H12V13L15 14V12L20 11V10H19L20 7H21L20 9L23 10V12H24V10H25V9L23 8L24 6H25V7L28 6V8H30L29 6H30V5L33 6ZM45 3H46V2H45ZM128 3L131 4V0H130ZM128 3H126V4H128ZM142 3H143V2H142ZM163 3H164V4H167V1H165V2H163ZM168 3H169V2H168ZM188 3H189V2H188ZM188 3H187V4H188ZM198 3H199V2H198ZM198 3H197V4H198ZM205 3H206V1H205ZM205 3H203V4H204V5L208 4V2H207L206 4H205ZM216 3H215V4H216ZM218 3H219V2H218ZM224 3H225V2H224ZM224 3H221V4L219 3V4H220V6H218V7H219V8H218V11H219V12H216L217 10H215V9L213 8V6H212V7H209L210 4H209V6H206L207 8H208V7H209V8H213L214 11H215V13L213 12L214 14H216V13H220V10L222 11V13L224 12V13L226 14V15H225V14L223 13L225 16L222 15V14H220L221 16L218 15V16H220V17L217 19V24H215V26H213V27H214L215 29H216V27H217V28L219 27V28L226 29V30H228V29H236L237 31L235 32V34H238V33H239L238 31H240V29H241L242 27L244 28V26H245L244 24H245L246 22L251 21V15H250V11H249L250 9H248L249 6H250V7H253V4L256 6L257 4H255V3H258V2H255V3L252 2L251 5H249V4L247 3L248 5L245 4V6H244L243 4L240 5V6H242V5L244 6V8H242L244 13L242 12V10L240 11V12H242V14H240V16H239V17H240V19H239V20H240V23H237V21L239 22V20H238L239 17H238L237 15L235 16V17L237 18L236 21H233V19H232V18L234 17V14H235V13L237 14L236 11L233 12V10H235V9L238 10V6H237L236 8L233 6V5H236V3H234V4L230 3V4L227 5V6H226V4H224ZM242 3H244V2H242ZM249 3H250V2H249ZM21 4H22L23 6H20ZM32 4H33V5H32ZM37 4H38V2H37L35 5H37ZM41 4H42V3H41ZM41 4H40V1H39V5H40V7H42ZM43 4H44V3H43ZM111 4H112V3H111ZM119 4H120V3H119ZM119 4H116V6L119 5ZM121 4H122V1H121ZM137 4H138V3H137ZM137 4H135V5H137ZM149 4H147V5H149ZM169 4H172V3H169ZM169 4H168V5H169ZM176 4H177V3H176ZM178 4H179V3H178ZM182 4H181V5L179 4V5H177V6H182ZM190 4H191V3H190ZM190 4H188V5H190ZM194 4H195V3H194ZM197 4L195 5V9H198ZM239 4H238V5H239ZM35 5H34L32 8H34ZM47 5H48V4H47ZM87 5H88V4H87ZM89 5H91V4H89ZM132 5H134V3H132ZM143 5H144V4H143ZM188 5H186V7H188ZM198 5H199V4H198ZM200 5L202 6V4H200ZM204 5H203V6H204ZM211 5H212V3H211ZM216 5H217V4H216ZM230 5H232L234 8H230V7H232V6H230ZM258 5H260V4H258ZM258 5H257V6H258ZM2 6H4V7H3L4 9L1 8ZM49 6H50V5H49ZM57 6H58V5H57ZM125 6H127V5H125ZM139 6H140V4H139ZM149 6H155V4H154V5L152 4V5H149ZM161 6H162V5H161ZM169 6L172 7V5H169ZM169 6H166V5H165L166 9L169 8ZM229 6H230V7H229ZM257 6H256L255 8H257ZM113 7H115V5H114ZM157 7H158V6H157ZM157 7H155V9H156ZM162 7L164 8V6H162ZM186 7H185V8H186ZM190 7H191V5H190ZM263 7H264V6H263ZM22 8H23V9H22ZM28 8H27V9H28ZM32 8H30V10H32V11H33V10H34V11H37V10L39 9V8H38V9L35 10V8H34V9H32ZM58 8H59V7H58ZM99 8H100V7H99ZM106 8H107V7H106ZM115 8H116V7H115ZM117 8H118V7H117ZM125 8H126V7H125ZM131 8H132V7H131ZM137 8H138V7H136V9H135V7H133L132 9L135 11V10H137ZM142 8H143V7H142ZM146 8H147V7H146ZM158 8H159V12H160V7H158ZM175 8H176V7H175ZM177 8H178V7H177ZM177 8H176V9H177ZM185 8H184V9H185ZM191 8H192V7H191ZM200 8H201V7H200ZM200 8H199V9H200ZM202 8H203V7H202ZM204 8H205V7H204ZM204 8H203V10H204ZM215 8H216V7H215ZM27 9H26V10H27ZM43 9H44V7H43ZM78 9H79V8H78ZM81 9H82V8H81ZM100 9H101V8H100ZM119 9H120V7H119ZM127 9H128V7H127ZM127 9H125V10H127ZM155 9H154V10H155ZM170 9H171V8H170ZM173 9H174V8H173ZM179 9H180V8H179ZM182 9H183V7H182ZM231 9H233V10L230 11ZM247 9H248V10H247ZM253 9H254V7H253ZM253 9L251 10V13H253L252 11L257 10V9H254V10H253ZM262 9H263V8H262ZM8 10H9V11H8ZM28 10H29V9H28ZM30 10H29L30 14L34 12V11L31 12ZM92 10H93V9H92ZM101 10H102V9H101ZM128 10H129V9H128ZM128 10H127V11H128ZM138 10H139V9H138ZM141 10H142V9H140L139 11H141ZM145 10H146V9H145ZM147 10H149V9H147ZM147 10H146V12H147ZM177 10H178V9H177ZM177 10H176V11H177ZM180 10H181V9H180ZM200 10H201V9H200ZM205 10H206V8H205ZM258 10H260V9H258ZM41 11H42V10H41ZM61 11H62V10H61ZM79 11H80V10H79ZM84 11H85V10H84ZM109 11H110V10H109ZM112 11H113V10H112ZM127 11H126V12H127ZM134 11L131 12V9H130V12H131L130 15H133L132 13H133ZM143 11H144V10H143ZM152 11H153V10H152ZM152 11H151V12H152ZM156 11H158V9H156ZM166 11H168V10H166ZM166 11H164V12H166ZM170 11H171V13H172V10H170ZM191 11L194 12V8H192ZM191 11H190V12H191ZM209 11H210V10H209ZM209 11H208V13H209ZM238 11H239V10H238ZM21 12H22V11H21ZM29 12H28V15H29ZM37 12H40V9H39V11H37ZM62 12H63V11H62ZM76 12H78V11L76 10ZM82 12H83V11H82ZM104 12H105V11H104ZM110 12H111V11H110ZM110 12H108V13H110ZM141 12H142V11H141ZM161 12H163V11H161ZM197 12H198V11H197ZM200 12H201V11H200ZM211 12H212V11H211ZM256 12H258V11H256ZM8 13H7V15H8ZM17 13H18V12H17ZM41 13H42V12H41ZM45 13H46V12H45ZM50 13H51V11H50ZM84 13H85V12H84ZM99 13H100V12H99ZM99 13H98V14H99ZM102 13H103V12H102ZM144 13H145V12H144ZM153 13H155V11H153ZM156 13H158V12H156ZM156 13H155V14H156ZM173 13H174V12H173ZM175 13H176V12H175ZM195 13H196V10H195ZM206 13H207V12H206ZM208 13H207V14H208ZM231 13H233V14H232V15H233L232 18H231ZM263 13H264V12H263ZM19 14H20V17H21V13H20V12H19ZM19 14H17V16H18ZM24 14H25V13H24ZM34 14H36V15H35L36 17H37V14L39 15V13H34ZM42 14H43V13H42ZM46 14H47V13H46ZM73 14H74V13H73ZM110 14H111V13H110ZM110 14H109V15H110ZM116 14H117V12H116ZM127 14H128V12H127ZM141 14H143V12L140 13L139 15L142 16ZM145 14H146V13H145ZM145 14H144V15H145ZM150 14H151V13H150ZM155 14H153V16H154ZM164 14H165V13H164ZM185 14H187V12H186V13L184 12V15H185ZM188 14H189V13H188ZM188 14H187V15H188ZM197 14H198V13H197ZM200 14H201V13H200ZM204 14H205V13H204ZM204 14H203V15H204ZM211 14H212V13H211ZM214 14H213V15H214ZM7 15H6V13H5L4 16H2V20H3L4 18H7V17H6ZM74 15H75V14H74ZM112 15H113V17H114L115 14L112 13ZM135 15L137 16V14H135ZM135 15H134V16H135ZM159 15H160V13H159ZM166 15H167V14H166ZM184 15H183V16H184ZM192 15H194V14H192ZM192 15H190V16H188V17H191ZM201 15H202V14H201ZM209 15H210V14H209ZM209 15H204V16L209 17ZM213 15H211V16H212V19H214V17H216V18L218 17V16H214V17H213ZM216 15H217V14H216ZM238 15H239V14H238ZM260 15H261V14H260ZM15 16H16V14H15ZM26 16H27V15H26ZM31 16H33V15H31ZM31 16H30V17H31ZM35 16H34L33 18H30V17H29V18H30L29 20L31 21L32 19H34ZM47 16H51V15H47ZM47 16H46V17H47ZM80 16H81V15H80ZM82 16H83V15H82ZM115 16H116V15H115ZM125 16H126V15H125ZM134 16H132V17L134 18ZM136 16H135V18H136ZM150 16H151V15H149V17H150ZM156 16H157V15H156ZM171 16H173V15H171ZM174 16H176V15H174ZM211 16H210V17H211ZM223 16L226 18L225 20L222 19ZM257 16H258V15H257ZM3 17H4V18H3ZM8 17H9V16H8ZM11 17H13V19L11 18L12 20H10V17H9V18H8V21H13L14 18H16V17H14L13 15H12ZM20 17H19V18H20ZM22 17H23V15H22ZM38 17L41 18L42 15H41V16H38ZM38 17H37V18H38ZM44 17H45V15H43V18H42V19H44V20L47 19L48 21H47V20H46V21L49 22L48 25H50L52 22L49 21V17H48V18H44ZM51 17H52V16H51ZM51 17H50V19H51ZM68 17H69V16H68ZM102 17H103V16H102ZM107 17H108V14H107ZM122 17H123V16H122ZM122 17H121V18H122ZM130 17H131V16H130ZM151 17H152V16H151ZM151 17H150V18H151ZM154 17H155V16H154ZM162 17H163V15H162ZM176 17H177V16H176ZM185 17H186V15H185ZM210 17H209V18H210ZM221 17H222V18H221ZM235 17H234V18H235ZM255 17H256V16H255ZM17 18H18V17H17ZM17 18H16V19H17ZM24 18H28V17H24ZM37 18H35V21H37V20H36ZM40 18H39V20H40ZM56 18H57V17H56ZM74 18H76V17H74ZM92 18H93V17H92ZM95 18H96V16H95ZM105 18H106V17H105ZM116 18H118V16H116ZM135 18H134V20H135ZM141 18H142V17H141ZM145 18H147L146 15H145ZM155 18H156V17H155ZM158 18H160V17H158ZM164 18H165V16H164ZM191 18H192V17H191ZM194 18H195V16H194ZM194 18H193V19H194ZM197 18L199 19V17H197ZM258 18H260V16H259ZM21 19H22V18H21ZM52 19H53V18H52ZM52 19H51V20H52ZM93 19H94V18H93ZM93 19H92V20H93ZM113 19H115V17H114ZM113 19H112V20H113ZM131 19H132V18H131ZM143 19H144V17H143ZM152 19H154V18H152ZM152 19H151V22H152ZM174 19H175V18H174ZM176 19H177V18H176ZM178 19H179V18H178ZM178 19H177V20H178ZM198 19H197V20H198ZM203 19H204V18H203ZM203 19H202V20H203ZM255 19H256V18H255ZM255 19H254V20H255ZM4 20H5V19H4ZM4 20H3V21H4ZM22 20H23V19H22ZM26 20H28V19H26ZM44 20H43V21L40 20V21H41V22H44ZM73 20H74V19H73ZM115 20H116V19H115ZM118 20H119V19H118ZM127 20H128V19H127ZM144 20H145V19H144ZM147 20H148V19H147ZM155 20H156V19H155ZM159 20L161 21L162 19H159ZM166 20H168V19L166 18ZM177 20H176V21H177ZM182 20H183V19H182ZM182 20H181V24H182ZM202 20H201V21H202ZM234 20H235V19H234ZM252 20H253V19H252ZM254 20H253V21H254ZM256 20H257V19H256ZM0 21H1V18H0ZM18 21H21V20L19 19ZM18 21H17V22H18ZM32 21H33V20H32ZM35 21H34L33 23H35V24L37 23V25H38V24H41V23H38V21H37V22H35ZM52 21H55V17H54V19H53ZM90 21H91V19L89 20V22H90ZM108 21H109V20H108ZM113 21H114V20H113ZM113 21H111V23H112ZM131 21H132V20H131ZM135 21L138 23L137 19H136ZM141 21H142V19H141ZM141 21H139V22H140L139 25L141 24ZM194 21H195V20H194ZM253 21H252V22H253ZM259 21H260V19H259ZM261 21H263V20H261ZM6 22H7V21H6ZM13 22H16V21L14 20ZM13 22H10V24H11V23L13 24ZM47 22H46V24H47ZM116 22H118V21L113 22V24H115ZM128 22H129V21H128ZM143 22H144V21H143ZM155 22H156V21H155ZM164 22H165V21H164ZM166 22H167V21H166ZM172 22H174V21H172ZM183 22H185V21L183 20ZM198 22H200V21H198ZM198 22H196V23H198ZM2 23H3L2 25L4 26L5 23H4V22H2ZM23 23H25V19H24V21L21 22L22 25H23ZM26 23H29V22L26 21ZM54 23H56V25H57V24H58V19H57V22L55 21ZM54 23H53V25H55ZM64 23H65V22H64ZM67 23H68V21H67ZM91 23H92V22H91ZM118 23H119V22H118ZM125 23H126V22H125ZM133 23H134V22H133ZM145 23H146V22H145ZM152 23H153V22H152ZM156 23L162 26V24H160V22H156ZM175 23H176V22H175ZM204 23H205V22H203V24H204ZM0 24H1V22H0ZM8 24H9V22H8ZM8 24H7V25H8ZM10 24L8 25V26H9V29L11 28V27H10ZM14 24H15V23H14ZM17 24H19V23H17ZM21 24H19V25H20V28H21ZM29 24L33 25V27H34V26L37 27V25L32 24V22L29 23ZM60 24H61V23H60ZM60 24H58L57 27H59ZM68 24H70V23H68ZM68 24H67V26H68ZM73 24L77 26V23H73ZM83 24H84V23H83ZM130 24H131V23H130ZM143 24H144V23H143ZM153 24H154V23H153ZM163 24H164V23H163ZM169 24H171V23H169ZM186 24H187V23H186ZM193 24H194V23H193ZM261 24H262V23H261ZM7 25L5 24L4 27L6 28ZM19 25H17V27H18ZM26 25H27V26H26ZM26 25H23V26H24V28L27 27V30H28V26H29V27H32V26H30V25H28V24H26ZM42 25H43V24H42ZM42 25H41V26H42ZM48 25H46V26H48ZM63 25H65V24H63ZM63 25H62V26H63ZM70 25H71V24H70ZM74 25H73V26H74ZM81 25H82V24H81ZM102 25H103V24H102ZM116 25H117V24H116ZM119 25H120V24H119ZM123 25H124V23H123ZM128 25H129V24H128ZM135 25H136V24H135ZM150 25H151V24H150ZM150 25H149V23H148L149 29H150V27L152 28V26H150ZM159 25H157V26H159ZM191 25H192V24H191ZM205 25H206V24H205ZM205 25H204V26H205ZM248 25H249V24H248ZM248 25H247V26H248ZM15 26H16V24L14 25V28H15ZM25 26H26V27H25ZM38 26H39V25H38ZM62 26H60V27H62ZM67 26H64V27L67 28ZM79 26H80V25H79ZM126 26H127V24L124 25V26H122V28L125 29ZM133 26H134V25H133ZM141 26H142V25H141ZM143 26H145V25H143ZM154 26H156V25H154ZM157 26H156V27H157ZM180 26H181V25H180ZM180 26H179V27H180ZM183 26H185V24H184ZM249 26H250V25H249ZM0 27H2V26L0 25ZM4 27L2 28V30H1V28H0V30H1L0 32L3 31L2 33H4V31H5V30H4ZM12 27H13V25H12ZM17 27H16L15 29H17ZM36 27H35V28H36ZM50 27L53 28V26H50ZM60 27H59V29H58V28H56V26H55L56 30H57V29H58V30H62V28L60 29ZM71 27H72V25H71ZM74 27H75V26H74ZM128 27H129V26H128ZM145 27H146V26H145ZM145 27H144V28H145ZM163 27L165 28V26H162V27H161V30L163 29ZM199 27H200V26H199ZM205 27H206V26H205ZM257 27H258V26H257ZM7 28H8V27H7ZM7 28H6V29H7ZM24 28H23V29H24ZM35 28H33V30H34V35H36V34L38 33L39 38H40V34H42V32H44L43 30L45 29V24H44V29H43V30H42L43 26L41 27V29H40V27H37V28H38L37 30L40 29V30L42 31V32L40 31L41 33H40L39 31L36 33L37 30L35 31ZM46 28H47V27H46ZM77 28H78V27H77ZM85 28H86V27H85ZM96 28H97V27H96ZM104 28H105V30H106L107 27L104 26L103 29H104ZM122 28H120V29H122ZM130 28H131V27H130ZM135 28H136V27H135ZM153 28H155V27H153ZM158 28H159V27H158ZM173 28H174V27H173ZM195 28H196V26H195ZM206 28H207V27H206ZM260 28H261V27H260ZM29 29H30V28H29ZM31 29H32V28H31ZM31 29H30V30H31ZM47 29H48V28H47ZM49 29H51V28H49ZM69 29H70V28H68L67 30H69ZM73 29H74V28H73ZM75 29H76V28H75ZM75 29H74V30H75ZM98 29H99V28H98ZM101 29H102V28H101ZM114 29H115V28H114ZM116 29H118V28L116 27ZM124 29H123V30H124ZM159 29H160V28H159ZM179 29H180V28H179ZM179 29H178V30H179ZM181 29H182V27H181ZM210 29H212V27H211ZM215 29H214V30H215ZM246 29H247V28H246ZM255 29H256V27H255ZM257 29H258V28H257ZM7 30H8V29H7ZM11 30H12V32H13V29H12V28H11ZM20 30H21V29H20ZM20 30H19V31H20ZM27 30H26V31H27ZM33 30H32V31H33ZM53 30H54V29H53ZM63 30H64V29H63ZM63 30H62V31H63ZM67 30H66V31H67ZM78 30H79V29H78ZM83 30H84V28H83ZM99 30H100V29H99ZM107 30H108V29H107ZM125 30H126V29H125ZM147 30H148V29H147ZM150 30H151V29H150ZM150 30H149V31H150ZM152 30H153V29H152ZM154 30H155V29H154ZM167 30H170V28L168 27ZM167 30H166V31H167ZM174 30H175V29H174ZM194 30H195V29H194ZM198 30H199V29H198ZM198 30H197V31H198ZM243 30H244V29H243ZM16 31H17V30H16ZM21 31H22V30H21ZM28 31H29V30H28ZM45 31H47V30H45ZM72 31H73V30H72ZM72 31H71V32H72ZM79 31H81V30H79ZM96 31H97V30H96ZM96 31H95V32H96ZM101 31H102V30H101ZM108 31H109V30H108ZM127 31H128V30H127ZM170 31H171V30H170ZM191 31H192V29H191ZM191 31H190V32H191ZM250 31H251V30H250ZM250 31L248 30L247 36L250 34V33H249ZM258 31H260V29H259ZM263 31H264V30H263ZM7 32H8V31H7ZM7 32H5V33H7ZM22 32H23V31H22ZM22 32H21V33H22ZM24 32H25V31H24ZM24 32H23V34H24ZM50 32H52V31H50ZM56 32H57V31H56ZM59 32H60V31H59ZM75 32L77 33V35H78V33L80 34L79 37L77 38V41H75V42H76V45H77V44H78V45H81V44H83V43L85 44V42H84V41H85V40H84V38H85V34H84V32H85V31H84V32H81V33L78 32V31H74V33H75ZM90 32H92V31L90 30ZM95 32H94V33H95ZM99 32H100V31H98V34H97V32H96V34L99 35ZM110 32H111V31H110ZM113 32H114V31H113ZM117 32L119 33V30H118ZM117 32H116V31L114 32V34L116 33V34H115V35H116L115 37H117ZM120 32H121V30H120ZM131 32H132V31H131ZM160 32H161V31H159V33H160ZM162 32H163V31H162ZM187 32H189V31H187ZM187 32H186V34H187ZM198 32H200V31H198ZM213 32H214V31H213ZM254 32H256V30H255ZM2 33H1V34H2ZM21 33H20V34H21ZM25 33H26V32H25ZM27 33H29V32H27ZM30 33L32 34L33 32H30ZM48 33H49V32H48ZM54 33H55V32H54ZM74 33H72V34H74ZM87 33H88V32H87ZM125 33H126V32H125ZM128 33H129V32H128ZM152 33H154V32H152ZM157 33H158V29H157ZM167 33H169V32H167ZM180 33H181V32H180ZM182 33H183V32H182ZM184 33H185V32H184ZM192 33H193V32H192ZM226 33H227V32H226ZM245 33H246V32H245ZM256 33H257V32H256ZM256 33H254V35H255ZM258 33H259V32H258ZM258 33H257V34H258ZM11 34H12V33H11V31H10V35H11ZM15 34H16V33H15ZM15 34H14V32H13L12 35H14V36H20V34H19V35H18V34L15 35ZM23 34H22V36H23ZM31 34H30V35H31ZM52 34H53V33H52ZM58 34H59V33H58ZM100 34H101V33H100ZM103 34H104V33H103ZM105 34H106V33H105ZM105 34H104V35H105ZM114 34H113V35H114ZM121 34H122V33H121ZM121 34H120V35H121ZM160 34H161V33H160ZM190 34H191V33H190ZM200 34H201V33H200ZM239 34H240V33H239ZM239 34H238V35H239ZM7 35H8V34H7ZM10 35H9V36H10ZM12 35H11V36H12ZM25 35H26V34H25ZM25 35H24V37H25ZM27 35H28V37H29V34H27ZM59 35H60V34H59ZM66 35H67V34H66ZM70 35H71V34H70ZM104 35H100V36H104ZM120 35H119V36H120ZM131 35H132V34H131ZM146 35H147V34H146ZM156 35H157V34H156ZM158 35H159V34H158ZM158 35H157V36H158ZM161 35H162V34H161ZM188 35H189V34H188ZM194 35H195V33L193 34V37H194ZM217 35H218V34H217ZM238 35H237V36H238ZM245 35H246V34H245ZM0 36H1V35H0ZM2 36L4 37V36H6V35L4 34V35H2ZM9 36H8V38H9ZM32 36H33V35H32ZM32 36H31V39H32L33 37H35V36H33V37H32ZM60 36H61V35H60ZM64 36H65V35H64ZM74 36H76V35H74ZM107 36H108V35H107ZM119 36H118V37H119ZM150 36H151V35H150ZM165 36H166V35H165ZM205 36H206V35H205ZM228 36L230 37V35H228ZM24 37H23V38H24ZM36 37H37V35H36ZM43 37H44V36H43ZM47 37H48V36H47ZM55 37H56V36H55ZM76 37H77V36H76ZM88 37H89V36H88ZM111 37L114 38V36H112V35H111ZM118 37H117V38H118ZM123 37H124V36H123ZM125 37L127 38L126 40H128L129 38L132 39V37H130V35H129V38H128L127 36H125ZM146 37H148V35H147ZM151 37H152V36H151ZM151 37H150V39H152ZM155 37H156V36H155ZM215 37H216V36H215ZM219 37H220V36H219ZM229 37H228L227 39H229ZM240 37H241V36H240ZM240 37H239V38H240ZM249 37H250V35H249ZM249 37H247V38H249ZM8 38L6 37V39H8ZM11 38L13 39L14 37H10V39H11ZM48 38H49V37H48ZM61 38H62V37H61ZM65 38H66V37H65ZM89 38H91V37H89ZM109 38H110V35H109ZM113 38H112V39H113ZM170 38H171V37H170ZM191 38H192V37H191ZM231 38H232V37H231ZM251 38H252V37H251ZM4 39H5V38H4ZM4 39H2V42H3ZM6 39H5V40H6ZM10 39H9V40H10ZM14 39H15V38H14ZM31 39H30V40H31ZM35 39L37 40V38H35ZM35 39H34V40H35ZM42 39H43V38H42ZM44 39H45V38H44ZM44 39H43V40H44ZM74 39H75V37H74ZM87 39H88V38H87ZM100 39H101V38H100ZM122 39H123V38H122ZM138 39H140V38H138ZM148 39H149V38H148ZM166 39H167V38H166ZM235 39L237 40V38H235ZM0 40H1V37H0ZM9 40H7L8 43H7V42H5V43L10 45V43H9L10 41H9ZM19 40H21V39L19 38ZM23 40H24V39H23ZM32 40H33V39H32ZM34 40H33V42H34ZM50 40H51V39H50ZM60 40H61V39H60ZM116 40H117V39H116ZM173 40H174V39H173ZM198 40H199V39H198ZM232 40H233V39H232ZM14 41H15V40H14ZM25 41H26V40H25ZM27 41H29V40H27ZM39 41H40V40H39ZM41 41H42V40H41ZM46 41H48V40H46ZM93 41H94V40H93ZM93 41H92V42H93ZM96 41H97V40H96ZM110 41H111V39H110ZM119 41H120V39H119ZM132 41H133V39H132ZM132 41H131V42H132ZM134 41H135V40H134ZM137 41H138V40H137ZM162 41H163V40H162ZM193 41H194V39H193ZM196 41H197V40H196ZM238 41H239V40H238ZM242 41H243V40H242ZM11 42H13V41H11ZM16 42H17V41H16ZM19 42H21V41H19ZM19 42L16 43V44L19 45V44H20ZM22 42L24 43V41H22ZM22 42H21V45H22ZM33 42L29 43V47L33 45V44H32ZM37 42H38V40H37ZM44 42H45V41H44ZM72 42H73V41H72ZM86 42H87V40H86ZM114 42H115V41H114ZM122 42H124V40H123ZM126 42L128 43V41H126ZM139 42H140V41H139ZM139 42H138V43H139ZM183 42H184V41H183ZM239 42H240V41H239ZM0 43H1V42H0ZM5 43H4V44H5ZM25 43H26V42H25ZM34 43H35V42H34ZM45 43L48 44L49 42H48V43L45 42ZM66 43H67V42H66ZM96 43H97V42L94 41V44H96ZM98 43H99V42H98ZM98 43H97V44H98ZM112 43H113V42H112ZM135 43H136V41H135ZM141 43H142V41H141ZM174 43H175V42H174ZM230 43H231L232 45L234 44L233 41H231ZM240 43L242 44V43H244V42H240ZM240 43H239V44H240ZM245 43H246V42H245ZM247 43H248V42H247ZM13 44L15 45L14 47H17L16 44H15V42H13ZM13 44L11 43L12 46H13ZM31 44H32V45H31ZM84 44H83V45H84ZM87 44H88V43H87ZM99 44H100V43H99ZM120 44H121V43H120ZM128 44H129V46H130L131 43H128ZM132 44H133V43H132ZM136 44H137V43H136ZM136 44H134V45L136 46ZM155 44H156V42H155ZM166 44H168V43H165V45H166ZM171 44H172V43H171ZM221 44H222V43H221ZM241 44H240V45H241ZM1 45H2V44H1ZM23 45H24V44H23ZM27 45H28V44H27ZM76 45H75V46H76ZM111 45H112V44H111ZM138 45H139V44H138ZM142 45H143V44H142ZM142 45H141V46H142ZM176 45H177V44H176ZM213 45H214V44H213ZM224 45H226V44H224ZM228 45H229V44H228ZM242 45H244V44H242ZM250 45H251V44H250ZM12 46H11V47L9 46V47L12 48ZM24 46H25V45H24ZM24 46H23V47H24ZM98 46H99V45H98ZM98 46H97V47H98ZM124 46H125V45H124ZM124 46H123V48H124ZM127 46H128V45H127ZM139 46H140V45H139ZM141 46H140V48H141ZM162 46H163V45H162ZM162 46H161V47H162ZM229 46H230V45H229ZM252 46H254V44H252ZM0 47H1V46H0ZM9 47H8V48H9ZM14 47H13V48H14ZM23 47H22V49H23ZM52 47H53V46H52ZM54 47H55V46H54ZM63 47H64V45H63ZM63 47H62V50H61V48H60V49L58 48V49L64 54ZM80 47H81V46H80ZM80 47H79V48H80ZM95 47H96V46H95ZM95 47H93V49H94ZM97 47H96V49H97ZM101 47H104V46H101ZM131 47H132V46H131ZM167 47H169V45H168ZM255 47H256V46H255ZM3 48H4V47H3ZM6 48H7V47H6ZM18 48L21 49L20 47H17V49H15V48H14V49H11V51L13 52L14 55H15V53H16L17 51H20V50H18ZM41 48H42V47H41ZM77 48H78V47H77ZM82 48H83V46H82ZM85 48L87 49V46H86ZM98 48L100 49V47H98ZM117 48H118V47H117ZM120 48H121V47H120ZM135 48H136V47H135ZM142 48H143V47H142ZM145 48H146V47H145ZM148 48H149V46H148ZM157 48H158V47H157ZM165 48H166V47H165ZM224 48H225V47H224ZM226 48H227V46H226ZM232 48L235 49V51H236V47H233V46H232ZM241 48H242V47H241ZM26 49H27V48H26ZM26 49H24L26 53H22L23 55L27 54V52H28L27 50H28L29 48H28L27 50H26ZM52 49H53V50H54V49L56 50L57 48L55 47V48H52ZM64 49H65V48H64ZM80 49H81V48H80ZM80 49H79V50H80ZM93 49H92V50H93ZM126 49H127V51H128L129 48H126ZM154 49H155V48H154ZM158 49H159V48H158ZM6 50H7V49H6ZM15 50H17V51L14 52ZM46 50H47V49H46ZM79 50L77 49L78 54H79ZM100 50H102L101 52H103L104 50H105V52H106L107 47H106V49H105V48H102V49H100ZM115 50H116V49H115ZM115 50L113 49V50H111V51L113 52V51H115ZM129 50H130V49H129ZM145 50H146V49H145ZM161 50H162V49H161ZM165 50L167 51V49H165ZM165 50H164V51H165ZM202 50H203V48H202ZM215 50H216V49H215ZM2 51H3V50H2ZM9 51H10V50H9ZM9 51H8V52H9ZM21 51H22V50H21ZM42 51H43V50H42ZM50 51H52V50L50 49ZM74 51H75V49H74ZM82 51H83V49H82ZM89 51H90V50H89ZM89 51H88V52H89ZM94 51H95V49H94ZM96 51H97L98 53H100V51H98V50H96ZM117 51H119V50H117ZM117 51H116V52H117ZM121 51H122V50H121ZM123 51H124V50H123ZM123 51H122V52H123ZM135 51H136V49H135ZM135 51H134V52H135ZM143 51H144V48H143ZM194 51H195V50H194ZM199 51H200V50H199ZM220 51H221V50H220ZM235 51H234V52H235ZM12 52H11V53H12ZM22 52H23V51H22ZM47 52H48V51H47ZM54 52H55V51H54ZM54 52H53V53H54ZM61 52H57V53H59L58 55H60ZM65 52H67V51H65ZM72 52H73V51H72ZM105 52H103V53H105ZM108 52H109V51H108ZM122 52L120 53V51H119L120 54H122ZM129 52H130V51H129ZM134 52H130L129 54L134 53ZM159 52H160V51H159ZM168 52H169V51H168ZM168 52H167V54H168ZM221 52H222V51H221ZM229 52H230V51H229ZM229 52H228V53H229ZM31 53H32V52H31ZM35 53H36V52H35ZM39 53H40V52H39ZM41 53H42V52H41ZM45 53H46V52H45ZM49 53H50V52H49ZM51 53H52V52H51ZM74 53H75V52H74ZM74 53H73V54H74ZM81 53H82V52H80V54H81ZM93 53H94V52H93ZM106 53H107V52H106ZM110 53H111V52H110ZM110 53H109V54H110ZM119 53H118V54H119ZM135 53H136V52H135ZM143 53H144V52H143ZM2 54H3V53H2ZM4 54H5V53H4ZM6 54H8V53H6ZM17 54H18V52H17ZM67 54H69V53H67ZM82 54H83V53H82ZM94 54H95V53H94ZM116 54H117V53H116ZM140 54H142V53H140ZM164 54H165V53H164ZM176 54H178V53H176ZM192 54H193V53H192ZM223 54H225V53L223 52ZM8 55H10V53H9ZM20 55H21V54H20ZM27 55H28V54H27ZM27 55H26V57H27ZM55 55H56V54H54V57H55ZM58 55H57L56 58H58ZM61 55H62V54H61ZM84 55H85V54H84ZM98 55H99V54H98ZM102 55H103V54H102ZM135 55H136V54H135ZM160 55H161V53H160ZM182 55H183V54H182ZM215 55H216V53H215ZM229 55H230V54H229ZM229 55H228V56H229ZM1 56H2V55H1ZM4 56H5V55H4ZM10 56H11V55H10ZM28 56H29V55H28ZM37 56H38V55H37ZM48 56H50V54H49ZM52 56H53V55H52ZM52 56H51V57H52ZM65 56H66V57H65ZM65 56L63 57V59H66V58H67L66 53H65ZM68 56H69V55H68ZM80 56H81V55H80ZM80 56H78V57H80ZM82 56H83V55H82ZM94 56H95V55H94ZM105 56H107V54H106ZM153 56H154V55H153ZM184 56H185V55H184ZM233 56H234V55H233ZM246 56L248 57V55H246ZM6 57H7V56H6ZM54 57H53V58H54ZM72 57L77 58L76 55H75V56L72 55ZM98 57H99V56H98ZM101 57L104 58V56H101ZM114 57H115V56H114ZM114 57H113V58H114ZM206 57H207V56H206ZM220 57H221V56H220ZM229 57H230V56H229ZM231 57H232V56H231ZM242 57H243V56H242ZM1 58H2V57H1ZM1 58H0V59H1ZM9 58H10V57H9ZM11 58H12V57H11ZM18 58H21V57H18ZM18 58H17V60H18ZM68 58H70V59H68V61H71L72 59L75 60V58H72V59H71V55H70V57H68ZM92 58H93V57H91L89 60H91ZM99 58H100V57H99ZM116 58H117V57H116ZM209 58H210V57H209ZM227 58H228V57H227ZM4 59H5V58H4ZM14 59H15V58H14ZM21 59H22V58H21ZM37 59H38V58H37ZM43 59H44V58H43ZM59 59H60V56H59ZM78 59H79V58H78ZM85 59H86V58H85ZM94 59H95V58H94ZM105 59H106V58H105ZM158 59H159V58H158ZM225 59H226V58H225ZM238 59H239V58H238ZM2 60H3V59H2ZM2 60H1V61H2ZM10 60H11V59H10ZM23 60H24V59H23ZM26 60H27V59H26ZM31 60H32V59H31ZM47 60H48V59H47ZM53 60H54V59H53ZM61 60H62V56H61V59H60L58 62H60ZM74 60H73V61H74ZM83 60H84V59H83ZM86 60H87V59H86ZM95 60H97V56H96V59H95ZM113 60H114V59H113ZM191 60H192V58H191ZM193 60H194V59H193ZM200 60H201V57H200ZM211 60H212V59H211ZM211 60H210V61H211ZM227 60H228V59H227ZM239 60H241V59H239ZM5 61H6V60H5ZM5 61H2V63L5 62ZM20 61H21V60H20ZM41 61L43 62L42 59H41ZM44 61H45V60H44ZM48 61H49V60H48ZM63 61H64L65 64L67 63V62H65V60H63ZM66 61H67V60H66ZM76 61H77L79 64H80V62H81L80 60H76ZM79 61H80V62H79ZM84 61H85V60H84ZM91 61H92V60H91ZM93 61H94V60H93ZM104 61H105V60H104ZM108 61H109V60H108ZM127 61H128V60H127ZM158 61H159V60H158ZM184 61H185V60H184ZM194 61H195V60H194ZM212 61H213V60H212ZM212 61H211V63H210L211 65H212ZM244 61H245V60H244ZM39 62H40V60H39ZM42 62H41V63H42ZM45 62H46V61H45ZM45 62H44V63H45ZM54 62H56V61H54ZM71 62H72V61H71ZM77 62H76V64H75V62H73V63H74L76 66H78L79 64H77ZM111 62H112V61H111ZM119 62H120V61H119ZM119 62H118V64H119ZM17 63H18V62H17ZM23 63H24V62H23ZM34 63H35V62H34ZM34 63H33V64H34ZM44 63H42V65H43ZM64 63H63V64H64ZM68 63H69V62H68ZM81 63H82V62H81ZM85 63H88V64H84V65H88L89 67H90L89 64H92V63H90L89 61H88V62L85 61ZM93 63H94V62H93ZM116 63H117V62H116ZM120 63H121V62H120ZM172 63H173V62H172ZM177 63H180V62H177ZM182 63H183V62H182ZM191 63H192V62H191ZM228 63H229V62H228ZM0 64H1V63H0ZM6 64H7V63H6ZM9 64H10V63H9ZM25 64H26V63H25ZM29 64H31V63H29ZM37 64H38V62H37ZM37 64H36V67L39 68L40 65L37 66ZM39 64H40V63H39ZM57 64H58V63H57ZM69 64H70V63H69ZM74 64H73V65L71 64L72 67L74 66ZM104 64H105V63H104ZM203 64H204V63H203ZM243 64H244V63H243ZM4 65H5V64H4ZM10 65H11V64H10ZM46 65H47V64H45V66H46ZM49 65H50V64H48V66H49ZM58 65H59V64H58ZM67 65H68V64H67ZM80 65H83V63L80 64ZM84 65L82 66V68H84ZM116 65H117V64H116ZM146 65H147V64H146ZM196 65H197V64H196ZM2 66H3V65H2ZM5 66H6V65H5ZM26 66H27V65H26ZM26 66H25V67H26ZM33 66H34V65H33ZM45 66H44V67H45ZM48 66H47V67H48ZM54 66H55V65H54ZM60 66H61V65H60ZM88 66H87V67H88ZM23 67H24V66H23ZM25 67H24V68H25ZM27 67H28V66H27ZM27 67H26V68H27ZM36 67H35V68H36ZM47 67H46V68H47ZM51 67H52V66H51ZM57 67H58V66H57ZM69 67L71 68V69H69V70H72V67H71L70 65H69ZM78 67H79V66H78ZM89 67H88V68H89ZM92 67H93V66H92ZM95 67H97V65H96ZM117 67H119V65H117ZM117 67H116V68H117ZM166 67H167V66H166ZM168 67H169V66H168ZM12 68H13V67H11V69H12ZM41 68H43V67H41ZM46 68H43V69H46ZM48 68H49V67H48ZM48 68H47V69H48ZM60 68H61V67H60ZM62 68H63V71H64V66H63ZM66 68H67V67H66ZM76 68H77V67H76ZM76 68H75V70H77ZM79 68H80V67H79ZM97 68L100 69V67H97ZM179 68H180V67H179ZM229 68H230V67H229ZM9 69H10V68H9ZM19 69H20V68H19ZM33 69H34V68H33ZM33 69H32V70H33ZM36 69H37V68H36ZM36 69H35V70H36ZM39 69H40V68H39ZM43 69H41L42 71L40 70V72H43ZM49 69H50V68H49ZM51 69H52V68H51ZM54 69H55V68H54ZM56 69H57V68H56ZM56 69H55V70H56ZM67 69H68V68H67ZM85 69H86V68H85ZM89 69L91 70V67H90ZM95 69H96V68H95ZM99 69H98L97 71H99ZM114 69H115V67H114ZM185 69H186V68H185ZM198 69H199V68H198ZM3 70H4V69H3ZM17 70H18V69H17ZM17 70L15 69V71H17ZM25 70H26V69H25ZM29 70H30V69H29ZM61 70H62V69H61ZM73 70H74V69H73ZM75 70H74V71H75ZM93 70H94V69H93ZM103 70H104V69H103ZM108 70H109V69H108ZM110 70H111V69H110ZM112 70H113V68H112ZM187 70H188V69H187ZM192 70H193V69H192ZM203 70H204V69H203ZM218 70H219V69H218ZM224 70H225V69H224ZM45 71H46V70H44V72H45ZM47 71H48V70H47ZM56 71H57V70H56ZM63 71H62V72H63ZM81 71L83 72V75H80V74L78 73V72H80V70L75 71V73L77 72L76 74H79V76L82 77V76H84V73L87 72V70H85L86 72H84V69H83V70L81 69ZM88 71H89V70H88ZM91 71H92V70H91ZM91 71L87 72L88 75H89V73H90ZM104 71H106V69H105ZM116 71H117V70H116ZM119 71H120V70H119ZM185 71H186V70H185ZM21 72H22V71H21ZM40 72H37V73H39L38 75H40ZM58 72H59V70H58ZM109 72H110V71H109ZM109 72H108V73H109ZM127 72H128V71H127ZM177 72H178V71H177ZM220 72H221V71H220ZM16 73H17V72H16ZM16 73H15V75H16ZM31 73L34 74L35 72H34V73H33V72H28L27 74H31ZM46 73H48V72H46ZM46 73H45V74H46ZM54 73H55V72H54ZM71 73H72V72H71ZM71 73H70V71L67 70V71L64 72V75H63V74H62V75L64 76V78L66 77V78L68 79L70 76H72L73 74H75V73H73V74L71 75ZM87 73H86L85 77H83V79H82L81 77H79L78 75H76V74H75V78L77 79V81H78L79 78H81V79L85 82V80H84L85 78H86V79H89V78H87ZM97 73L101 75V72H100V73L97 72ZM152 73H153V72H152ZM164 73H165V72H164ZM182 73H183V72H182ZM197 73H198V72H197ZM203 73H204V72H202L201 74H203ZM1 74H2V73H1ZM6 74H7V73H6ZM52 74H53V73H52ZM52 74H51V75H52ZM59 74H60V73H59ZM81 74H82V73H81ZM93 74L96 75V73H93ZM104 74H105V73H104ZM115 74H116V72H115ZM117 74H118V73H117ZM117 74H116V76H117ZM178 74H179V73H178ZM195 74H196V73H195ZM219 74H220V73H219ZM238 74H239V73H238ZM7 75H9V74H7ZM20 75H22V74L20 73ZM24 75L26 76V74H24ZM24 75H23V76H24ZM46 75H47V74H46ZM100 75H99L98 77H100ZM111 75H112V74H111ZM129 75H130V74H129ZM0 76H1V75H0ZM2 76H3V75H2ZM2 76H1L0 78H4V79H5V76H6V75H4L3 77H2ZM11 76L13 77V76H14V73H13V74L11 73ZM17 76H18V74L15 76V78H17ZM25 76H24V77H25ZM28 76H30V75H28ZM28 76H27V77H28ZM36 76H37V75H36ZM36 76H34V77H35V78H38V79L41 77V75H40V77H39V76L36 77ZM44 76H45V75H44ZM47 76H48V75H47ZM77 76H78L79 78H78ZM90 76H92V72L90 73ZM90 76H89V77H90ZM96 76H97V75H96ZM96 76H95V77H96ZM102 76L104 77V75H102ZM102 76H101V77H102ZM107 76H109V74H108ZM185 76H186V75H185ZM225 76H226V75H225ZM9 77H10V76H9ZM24 77H21L20 79L17 78V79H19L20 81H21V80H22V81H25V80H24ZM31 77H33V76H31ZM49 77H50V76H49ZM61 77H62V76H61ZM73 77H74V75H73ZM95 77H94V79H95ZM105 77H106V76H105ZM114 77H115V75H114ZM6 78H7V76H6ZM35 78H34V79L32 78V79L36 81ZM50 78H51V77H50ZM75 78H74V79H75ZM116 78H118V77H116ZM116 78L114 79V81L116 80ZM162 78H163V77H162ZM193 78H194V77H193ZM195 78H196V77H195ZM212 78H213V77H212ZM4 79H3V80H4ZM11 79H12V78H10V81H6V82L9 83V82L12 81L11 84H13V81H15V80H11ZM17 79H16V80H17ZM25 79H26V78H25ZM29 79H31V78H29ZM32 79H31V81H33ZM48 79H49V78H48ZM53 79H54V78H53ZM59 79H61V78H59ZM62 79H63V78H62ZM70 79H72V78H70ZM74 79H72V80H74ZM76 79H75V81H76ZM90 79H91V78H90ZM90 79H89V80H90ZM102 79H103V78H102ZM102 79H99V81H101ZM104 79H105V78H104ZM106 79H110V81H113V78H112V80H111V78H106ZM7 80H8V79H7ZM19 80H18V81H19ZM39 80H40V79H39ZM39 80H38V81H39ZM41 80H42V79H41ZM50 80H51V79H50ZM63 80H64V79H63ZM89 80H87V81H89ZM96 80H97V79H96ZM117 80H118V79H117ZM120 80H121V79H120ZM27 81H29V80H27ZM43 81H44V79H43ZM59 81H60V80H59ZM67 81H69V80L64 81V84H65V82H67ZM77 81H76V82H77ZM83 81H81V82H83ZM92 81H93V80H92ZM103 81H105V80H103ZM103 81H102V82H103ZM107 81H108V80H107ZM107 81H105V83H106ZM0 82L2 83L3 81H0ZM33 82H34V81H33ZM47 82H48V81H47ZM52 82H53V81H52ZM57 82H58V81H57ZM57 82H56V83H57ZM97 82H98V81H97ZM102 82H100V83L102 84ZM172 82H174V81H172ZM219 82H220V81H219ZM1 83H0V84H1ZM19 83H20V82H19ZM19 83H17V85H19ZM24 83H27V82L25 81ZM36 83H37V82H35V85H36ZM41 83H42L41 85L44 84L42 81H41ZM72 83H73V82H72ZM78 83H79V84H82V83H80V81H78L77 84H78ZM86 83H87V82H86ZM86 83H85V85H86ZM88 83H89V82H88ZM90 83H91V82H90ZM90 83H89V85H90ZM92 83H93V82H92ZM92 83H91V84H92ZM112 83H113V82H112ZM3 84H5V80H4V83H3ZM11 84H9V85L7 84V86L10 87ZM14 84H15V83H14ZM27 84L29 85L30 83H27ZM83 84H84V83H83ZM93 84H94V83H93ZM93 84H92V85H93ZM96 84H97V86H98V83H96ZM96 84H95V86H96ZM106 84H107V83H106ZM169 84H170V83H169ZM179 84H180V83H179ZM17 85H15V86H12V85H11V86H12L13 89H14V87L16 88ZM20 85H21V84H20ZM20 85H19V86H20ZM24 85H25V84H23L22 86L24 87ZM33 85H34V84H33ZM56 85H57V84H56ZM60 85H61V84H60ZM65 85H67V83H66ZM85 85H82V87L85 86ZM87 85H88V84H87ZM109 85H110V82H109ZM114 85H115V84H114ZM170 85H172V84H170ZM182 85H183V84H182ZM0 86L2 87V85H0ZM46 86H47V85H46ZM50 86H51V85H50ZM67 86H68V85H67ZM67 86H66V89H67ZM76 86H77V85H76ZM90 86H91V85H90ZM90 86H89V87H90ZM111 86H113V85H111ZM172 86H173V85H172ZM3 87H5V86H3ZM3 87H2V88H3ZM17 87H18V86H17ZM32 87H34V86H32ZM37 87H38V84H37ZM44 87H45V86H43V88H44ZM57 87H59V86H57ZM64 87H65V86H64ZM78 87H79V86H78ZM89 87H87V88H89ZM108 87H109V86H108ZM113 87H114V86H113ZM115 87H116V86H115ZM132 87H133V86H132ZM140 87H141V86H140ZM7 88H8V87H6V89H7ZM20 88H22V87L20 86ZM20 88H19V89H20ZM27 88H28V87H27ZM34 88H35V90L38 89V88H36V87H34ZM39 88H40V87H39ZM41 88H42V87H41ZM45 88H46V87H45ZM54 88H55V87H54ZM100 88H101V87H100ZM100 88H99V89H100ZM105 88H106V85H105ZM105 88H103V89H105ZM109 88H111V87H109ZM116 88H117V87H116ZM118 88L122 90V88H120V87H118ZM173 88H174V87H173ZM6 89H5L4 93L6 92V93L8 94L9 92H7ZM13 89H12V90H13ZM46 89H47V88H46ZM62 89H63V88H62ZM66 89H65V90H66ZM95 89H96V90H99V89H97V87H96ZM125 89H126V88H125ZM177 89H178V88H177ZM0 90H1V89H0ZM7 90H8V89H7ZM9 90H10V89H9ZM12 90H11V91H12ZM14 90H15V89H14ZM14 90H13V91H14ZM16 90H17V89H16ZM26 90H28V89H26ZM39 90H40V89H39ZM41 90H42V89H41ZM41 90H40V93H41ZM57 90H60V89L58 88ZM63 90H64V89H63ZM77 90H78V89H77ZM79 90H80V89H79ZM82 90H83V89H82ZM87 90H88V89H87ZM101 90H102V89H101ZM106 90H107V89H106ZM106 90H105V91H106ZM110 90H113V89H110ZM127 90H128V89H127ZM13 91H12V92H13ZM17 91H18V90H17ZM22 91H23V90H22ZM31 91H32V90H31ZM31 91H30V93H31ZM33 91H34V90H33ZM33 91H32V92H33ZM48 91H49V90H48ZM66 91H67V90H66ZM66 91H65V92H66ZM70 91H71V89H70ZM70 91H69V92H70ZM74 91H75V90H74ZM94 91H95V90H94ZM115 91H117V90H115ZM141 91H142V90H141ZM2 92H3V91H2ZM2 92H0V93H2ZM18 92H19V91H18ZM35 92H36V91H35ZM37 92H38V91H37ZM45 92H46V91H45ZM54 92H55V91H54ZM59 92H60V91H59ZM81 92H82V91H81ZM97 92H99V91H97ZM97 92L95 91V93H94L93 95H95ZM100 92H101V91H100ZM108 92H109V91H108ZM128 92H129V91H128ZM214 92H215V91H214ZM4 93H2V94H4ZM23 93H26V92H22V94H23ZM27 93L29 94V92H27ZM27 93H26V94H27ZM63 93H64V92H63ZM73 93H74V92H73ZM78 93H79V92H78ZM92 93H93V92H92ZM92 93H91V94H92ZM104 93H105V92H104ZM117 93H119V92H117ZM7 94H6V95H7ZM9 94H10V93H9ZM13 94H15V93L13 92ZM31 94H32V93H31ZM70 94H71V93H70ZM76 94H77V93H76ZM107 94H108V93H107ZM109 94H110V92H109ZM111 94H112L111 96H113V94H115V93H111ZM10 95H12V94H10ZM15 95H16V94H15ZM15 95H13V96H15ZM17 95H18V94H17ZM36 95H38V94H36ZM42 95H43V94H42ZM44 95H45V94H44ZM58 95H59V94H58ZM67 95H69L68 92H67L66 96H67ZM82 95H83V94H82ZM82 95H81V96H82ZM97 95H98V94H97ZM101 95H102V94H101ZM103 95H104V94H103ZM118 95H119V94H118ZM139 95H140V94H139ZM174 95H175V93H174ZM3 96H4V95H3ZM21 96H22V95H21ZM23 96H25V95H23ZM30 96H31V95H30ZM38 96H39V95H38ZM40 96H41V95H40ZM91 96H92V95H91ZM106 96H107V95H106ZM106 96H104V97H105V98H108V97H106ZM108 96H110V95H108ZM111 96H110V97H111ZM114 96H116V95H114ZM114 96H113V97H114ZM1 97H2V96H1ZM6 97H7V96H6ZM6 97H5V99H6ZM9 97H11V96H8V98H9ZM28 97H29V96H28ZM34 97H35V95H34ZM87 97H88V96H87ZM87 97H86V98H87ZM93 97H94V96H93ZM93 97H92V98H93ZM97 97L99 98V100H98V98H97V100H98V101H97V102H98L97 105L99 106L100 110H102V109H104V107L101 106V105H103V102H104V104H106V103H107L106 101H107L108 99H107L106 101H102L104 98H100L99 95H98ZM102 97H103V96H102ZM110 97H109V98H110ZM133 97H134V96H133ZM139 97H140V96H139ZM183 97H184V96H183ZM30 98H31V97H30ZM32 98H33V97H32ZM35 98H36V97H35ZM41 98H42V97H41ZM51 98H53V97H51ZM56 98H57V97H56ZM78 98H79V97H78ZM88 98H89V97H88ZM95 98H96V97H95ZM114 98H115V97H114ZM128 98H129V97H128ZM130 98H131V97H130ZM140 98H141V97H140ZM0 99H1V98H0ZM14 99H15V98H14ZM23 99H24V98H23ZM33 99H34V98H33ZM39 99H40V98H39ZM39 99H38V100H39ZM43 99H44V98H43ZM48 99H49V98H48ZM67 99H68V98H67ZM72 99H73V98H72ZM79 99H80V98H79ZM115 99H116V98H115ZM132 99H133V98H131L130 100H132ZM138 99H139V98H138ZM8 100L10 101V99H8ZM20 100H21V99L19 98V102H20ZM27 100L30 101L28 98H27ZM36 100H37V98L35 99V102H36ZM38 100H37V102H36V105H38L37 103L40 102V101H38ZM41 100H42V99H41ZM58 100H59V99H58ZM65 100H66V99H65ZM76 100H77V99H76ZM80 100H81V99H80ZM87 100H88V99H87ZM90 100H91V99H90ZM134 100H135V99H134ZM142 100H144V99H142ZM142 100H141V101H142ZM1 101H2V100H1ZM11 101H12V99H11ZM52 101H53V100H52ZM66 101H68V100H66ZM66 101H65V102H66ZM70 101H71V100H70ZM74 101H75V99H74ZM74 101H71V102H74ZM81 101H82V100H81ZM85 101H86V100H85ZM93 101H96V100L93 99ZM93 101H92V102H93ZM109 101H110V100H108V103H109ZM111 101H112V100H111ZM232 101H233V100H232ZM33 102H34V101H33ZM35 102H34V103H35ZM48 102H49V101H48ZM75 102H76V101H75ZM75 102H74V103H75ZM78 102H79V101H78ZM89 102H90V101H89ZM92 102H91V103H92ZM97 102H96V103H97ZM133 102H134V101H133ZM139 102H140V101H139ZM6 103H8V101H7ZM13 103L15 104L16 101L13 102ZM13 103L11 102V103H8V104H13ZM27 103H28V102H27ZM31 103H32V102H31ZM61 103H63V102H61ZM66 103H67V102H66ZM68 103H69V102H68ZM110 103H111V102H110ZM113 103H114V102H113ZM115 103H116V102H115ZM136 103H137V102H136ZM166 103H167V102H166ZM29 104H30V103H28V105H29ZM41 104H42V102H41ZM72 104H73V103H72ZM72 104L69 105L70 107H69V106H66V107H67V108H68V107L71 108ZM76 104H77V103H76ZM92 104H93V103H92ZM94 104H95V103H94ZM127 104H131V101H130V103H127ZM132 104H134V103H132ZM142 104H143V103H142ZM169 104H170V103H169ZM220 104H221V103H220ZM236 104H237V103H236ZM1 105H2V104H1ZM17 105H18V104H17ZM17 105H16V106H17ZM60 105H64V104H59V106H60ZM66 105H67V104H66ZM79 105H80V104H79ZM110 105H111V104H110ZM114 105H115V104H114ZM114 105H112V107H114ZM153 105H154V104H153ZM155 105H157V104H155ZM228 105H229V104H228ZM240 105H241V104H240ZM4 106H5V105H4ZM7 106H8V105H7ZM13 106H14V105H13ZM13 106H12V107H13ZM16 106H15V107H16ZM24 106L27 107L26 105H24ZM24 106H23V107H24ZM33 106L35 107L34 104H33ZM76 106H78V105H76ZM106 106H108V104H107ZM132 106H133V105H132ZM132 106H131V107H132ZM143 106H144V105H143ZM146 106H147V105H146ZM229 106H230V105H229ZM0 107H2V106H0ZM8 107H9V106H8ZM17 107H18V106H17ZM17 107H16V109H17ZM20 107H21V105H20ZM20 107H19V108H20ZM31 107H32V105H31ZM31 107H30V108H31ZM37 107H38V106H37ZM40 107H41V105H40ZM43 107H44V106H43ZM55 107H56V106H55ZM66 107L64 106L63 108H66ZM73 107H75V104H74ZM110 107H111V106H110ZM118 107H119V106H118ZM131 107H130V108H131ZM153 107H154V106H153ZM174 107H175V106H174ZM219 107H220V106H219ZM4 108H5V107H4ZM6 108H7V107H6ZM6 108H5V110H7ZM19 108H18V109H19ZM27 108H29V107H27ZM69 108H68V109H69ZM92 108H93V107H92ZM95 108H97V107H94V109H95ZM99 108H97V109H99ZM121 108L124 109V107H121ZM163 108H164V106H163ZM10 109H11V108H9V112H10ZM31 109H32V108H31ZM31 109H30V110H31ZM45 109H46V107H45ZM105 109H106V108H105ZM105 109H104V110H105ZM107 109H108V108H107ZM110 109H112V108H110ZM117 109H118V108H117ZM122 109H121V110H122ZM148 109H150V105H149V108H148ZM153 109H154V108H153ZM168 109H169V108H168ZM218 109H219V108H218ZM220 109H221V107H220ZM1 110H2V109H1ZM1 110H0V111H1ZM13 110H14V109H13ZM57 110H58V109H57ZM59 110H60V109H59ZM72 110H73V109H72ZM72 110H70V112H71ZM114 110H115V109H114ZM114 110H113V113H114ZM118 110H119V109H118ZM127 110H128V109H127ZM144 110H145V109H144ZM151 110H152V109H151ZM151 110H149V111H151ZM209 110H210V109H209ZM45 111H46V110H45ZM45 111H44V112H45ZM50 111H52V110H50ZM50 111H49V112H50ZM60 111H61V110H60ZM75 111H76V110H75ZM78 111H79V110H78ZM81 111L83 112V110H81ZM94 111H95V110H94ZM110 111H111V110H110ZM123 111H124V110H123ZM168 111H169V110H168ZM170 111H172V110L170 109ZM11 112H12V110H11ZM15 112H16V111H15ZM24 112H25V111H24ZM39 112H40V115H41V114H42L41 111H39ZM39 112H38V113H39ZM49 112H48V114H49ZM52 112H54V110H53ZM52 112H51V113H52ZM57 112H58L57 115H58V118H59V116H60V115H59V111H57ZM61 112H63V109H62ZM61 112H60V114H62ZM70 112H69V113H70ZM105 112H107V111H105ZM115 112L119 115V117H122V120H123L124 124L121 123L122 120L119 121V122H120L121 124H123L124 126H125V124H127L126 126H128V128H130L129 131H131V128L134 130V128H135V127H134V126H135L134 124H139V123L135 122L136 120L133 121V119H132V122H131V121L129 122V120H130L129 118H127V119H129V120H128V122L126 123V122H125L126 119H125V117H124L125 115L123 114V112H122V111H116V110H115ZM172 112H173V111H172ZM3 113H4V112H3ZM5 113L7 114V112H5ZM17 113H18V111H17ZM17 113H13V114H17ZM20 113H21V112H20ZM38 113H37V114H38ZM51 113H50V114H51ZM55 113H56V111H55ZM85 113H86V112H85ZM91 113H92V110H91ZM91 113H89V114H91ZM93 113H95V112H93ZM99 113H100V112H99ZM102 113H103V111H102ZM113 113H112V114H113ZM125 113H126V112H125ZM143 113H144V112H143ZM8 114H9V113H8ZM25 114H26V113H25ZM27 114L29 115L28 112H27ZM32 114H34V112H33ZM37 114H35V115H37ZM66 114H67V113H66ZM66 114H65V112H64V114H62V115H65V116H66ZM75 114H76V113H75ZM80 114H82V113H80ZM89 114H88V115H89ZM100 114H101V113H100ZM103 114H104V113H103ZM103 114H102V115H103ZM106 114H107V113H106ZM11 115H12V113H11ZM19 115H20V117H21V114H19ZM19 115H17V116L19 117ZM30 115H31V113H30ZM53 115H54V114H53ZM62 115H61V116H62ZM68 115H70V114H68ZM84 115H85V114H84ZM93 115H94V114H93ZM93 115H92V116H93ZM98 115H99V114H98ZM98 115H96V117H93V118H97L96 121L99 120L98 118H100V115H99V117H97ZM102 115H101V117L104 118L105 115H103L104 117H103ZM110 115H111V113H110ZM110 115H109V116H110ZM118 115H116V116H118ZM178 115H179V114H178ZM4 116H5V115H4ZM12 116H13V115H12ZM12 116H11V117H12ZM46 116H47V115H46ZM48 116H49V115H48ZM51 116H52V115H50V117H51ZM65 116H64V118H65ZM74 116H76V115H74ZM79 116H80V115H79ZM92 116H91V117H92ZM94 116H95V115H94ZM106 116H108V115H106ZM127 116H128V114H127ZM150 116H151V115H150ZM156 116H157V115H156ZM174 116H175V115H174ZM2 117H3V116H2ZM15 117H16V115H15ZM24 117L26 118L27 116H24ZM34 117H35V116H34ZM34 117H33V118H34ZM42 117H43V116H42ZM52 117H53V116H52ZM52 117H51V118H52ZM55 117H57L56 114H55ZM62 117H63V116H62ZM62 117H60L61 120L64 119V118H62ZM76 117H78V115H77ZM76 117H75V119H76ZM80 117H81V116H80ZM83 117H84V116H83ZM83 117H82V119H84ZM215 117H216V116H215ZM221 117H222V116H221ZM9 118H10V117H9ZM16 118H17V117H16ZM21 118H23V117H21ZM31 118H32V117H31ZM40 118H41V116H40ZM44 118H45V117L41 118L40 120H37V118H36V120L34 119V121H35V123H36V121H37V122H38V121H41V120L43 121ZM58 118H53V120L58 119ZM72 118H74V117H72ZM72 118H71V119H72ZM88 118H89V117H88ZM88 118H87V120H88ZM93 118H91V121L94 122L95 119H93ZM106 118H107V117H106ZM106 118H105V119H106ZM114 118H115V117H114ZM114 118H113V116L111 117L112 120H113ZM152 118H153V117H151V119H152ZM178 118H179V117H178ZM18 119L21 120L20 118H18ZM38 119H39V117H38ZM60 119H59V121H60ZM67 119H68V116H67ZM69 119H70V118H69ZM69 119H68V120H69ZM71 119H70V120H71ZM79 119H81V118H79ZM100 119H101V118H100ZM107 119L109 120V118H107ZM107 119H106V120H107ZM116 119H117V117H116ZM116 119H115V121H116ZM118 119H119V118H118ZM151 119H150V120H151ZM153 119H154V118H153ZM155 119H156V118H155ZM155 119H154V120H155ZM184 119H185V118H184ZM228 119H229V117H228ZM7 120H11V119H7ZM7 120L5 119L4 121H7ZM25 120H26V119H25ZM30 120H31V119H30ZM47 120L49 121L50 119L48 118ZM64 120H65V119H64ZM68 120H66V121H68ZM76 120H77V122H78V119H76ZM85 120H86V119H84V120H80L81 122L84 121V122L82 123L83 125H84V123L86 124V122H87V120H86V122H85ZM112 120H111V122L113 123ZM119 120H120V119H119ZM150 120H149V121H150ZM159 120H160V119H159ZM226 120H227V119H226ZM231 120H232V119H231ZM234 120H235V119H234ZM1 121H2V120H1ZM11 121H13V120H11ZM11 121H10V123H12ZM17 121H18V120H16V122H17ZM34 121H33V119H32V122H29V123H34ZM42 121H41V122H42ZM66 121H64V122L66 123ZM72 121H73V120H72ZM100 121H101V120H100ZM100 121H98V122H100ZM117 121H118V120H117ZM155 121H156V120H155ZM21 122H23V121H20V123H21ZM24 122H26V121H24ZM24 122H23V123H24ZM43 122H45V120H44ZM50 122H51V124H52L53 122H56V120H55V121H52V120H51ZM61 122L63 123V121H61ZM68 122H69V121H68ZM81 122H80V123H81ZM88 122H90V121H88ZM88 122H87V124H88ZM103 122H105V120H103ZM107 122H108V121H107ZM13 123H15V122H13ZM29 123L26 122V125H25V123H24V125H23V124H20V125L24 126V127L21 126L22 128L20 127V125L18 126L19 128H16L17 126L15 127V126H12L13 124H12V125L10 124V125H8V126H9V127L12 126V128L10 127L11 129H9V130H6V128H5V127H6L5 125H7V124H4V123H3V126H2V123H0V124H1V128H0V144L3 145V147H4L5 150H4V149L2 150L1 148H0V149H1L2 151H5V154H6V157H3V158H4V161L2 162L1 159H0V161H1L2 163H4V164L9 163V165H10V166L12 165L13 168L16 167L17 172L20 173V174H22V172H23L25 169H27V172L31 173L29 176L32 177V179H33V180H32L33 183H32L30 186L27 184V182H26L25 184H27L28 186H25V184L22 186L23 183L20 184V185H21V186H20V185H19L20 182H19V183L17 182L18 185H19V187H17V186H15V185L13 184L14 181H12V179H10V178H12V177L9 178V179H10V182H11V183L9 182L10 185H11V189H13L14 191H16L17 194H18V197H14V196H13V197L16 198V199H15V200L12 199V202L15 203V201H16V203H17L19 206H21V207H25V208H26V207H27V208H28V207L30 208V207H32V206L36 207V205H37L38 203H41V202H44V201H45V199H43V198H45V197H43V195H44L45 193H49V191H50L51 188L53 189V186H55V182H54V181H51V180H49L48 178H45V177H44V176L46 175L47 172H45V175H44V173H43V167H45V166H47V168L50 167V166H49L50 163H51L50 161L53 160V159H55V158H58V160H59V162H56V164L58 163L57 167H59V168L62 169V170H65V169H66L67 171H70V174H69L68 176H66V177L63 176L64 178L61 179V176H60V178H59V179H61L60 182H62L63 184L66 183V182L68 183V182H72V181H73V183L76 181V182H80V183H82V184H83V183H89V184H90V183L92 182V179H93V176H92V175H93V173H94L95 171L100 172V176L103 175L102 173H104V175L107 173V176H109V175L115 173L116 175H118L119 177H121L122 180H123V179H126L129 175H133L134 177H137V178L139 179V180H137V182H136V184H137L138 181L141 182V180H146V181H147V180H150V179H152V178L155 179V177L157 178L158 176L161 177L162 173H163V172L165 173V172L167 171V169L164 168V167H165V165H164L165 162L163 161L164 164H163V162L161 163L162 160H160V161L158 160V163L155 162V163L152 164L153 160H156V161H157V159H156V158H158L157 156L160 157V155L163 154V152L160 153L159 151H158V152L156 151L157 153H156V152H155V153H156L157 156H156V155H153V156H155V159H153V156H151V155H152L154 152H153L151 155H150V152H147L148 155H144V154H143V155H139V152L137 153V152L135 151V153H136L137 155H136V154H133V153H134V152H133V153H132V154H133V158H135V155H136V158H137L138 156H140V157H138L139 159H136V161H138V162H136V163H138V164H137V165L133 164L134 167H132V166H131V163H130L132 160H129V159H132V158H131L132 155H131V157L129 156L130 158L128 159V155H130L131 153L128 154V155H125L128 151H122V149H124L123 146H122V145H123L122 143H121L122 145H120V143H118V142H117L118 144L114 143V144L112 145L111 143H113V141L108 143V140L110 141V138H109L108 140L104 138L103 140H104V141L107 140V141H106L107 143H103L104 141L100 138V139H98V140H101L102 143L99 141L100 143H98L97 145H95V146H91V143H92V142L90 143V141H91V140H90V136L94 135V133L91 134L90 132H88V134H91L90 136H88V134H87V136L89 137V138L87 139V141L84 140L85 144H84L83 141H81V142L79 143V144H84V145H85L84 147L82 146V149H83V150H82V152L80 153V155H79V154L77 155V154L75 153L76 155L68 156V157L65 159V158H64L65 156H64V155H61V154L64 153V152H65L66 150H68V149H65V151L62 152V153L60 154V152H61L60 150H59V151H60L59 153H58V152H55V151H51V152H49V149H50V148H49V149H48V152H47V153H49V154H48L49 157H48V155H47L48 158H46V157H45L46 155H45V156H43V157H45V158H43V157H41V156L43 155V154H42V151L46 150V146L44 147V145H43L44 142L42 143L41 141H39V140H40V137H38V135H37L36 137H34V136H32V137H33L34 139H36V138L38 137V138H37L38 141H39L40 143H42V145H37V143L35 144V146H37V147H35V148H39V149H37V151L40 150V152H41L42 155L39 156V155L37 154V152H35L34 150H32L31 147L29 146V145H31V144H30V141H29V138H30L29 134H30V129H31V128H27V127H28L27 124H29ZM48 123H49V122L46 121V125H47ZM72 123H73V122H71V123L69 122V124H68V123H67V124L70 125V124H72ZM75 123H76V121H75ZM75 123H73V125H74ZM78 123H79V122H78ZM78 123H77V124H78ZM80 123H79V124H80ZM90 123H91V122H90ZM109 123H110V120H109ZM112 123H110V124H112ZM115 123H116V125H117V122H115ZM115 123H114V124H115ZM120 123H119V125H120ZM155 123H157V124H152V126H153V131H152L151 133H150V132L148 133L147 131H146L147 133H145V132L142 133L141 131H139V129H135L136 131H139V133L137 134V135H139V137H143V138H145V139L147 140L146 143L144 144L145 146L148 144V142L153 143L152 141H155V142L158 141V143H160V145H162V146L165 145V143H166V140H165L166 137H165V139H159V138H161V137L158 136V135H160V132H161L160 130H162V128H163L164 126L161 127V125H162V124L160 125L161 122L158 123V122L156 121ZM162 123H163V122H162ZM18 124H19V122H18ZM18 124H15V125H18ZM42 124H44V123H42ZM53 124H55V123H53ZM53 124H52V125H53ZM56 124H57V122H56ZM79 124H78V125H79ZM82 124H80V126H82ZM92 124H93V123H92ZM95 124H96V123H95ZM106 124L108 125V123H106ZM158 124H159V125H158ZM171 124H172V123H171ZM227 124H228V123H227ZM227 124H226V126H227ZM31 125H32V124H31ZM33 125H34V124H33ZM37 125H38V124H37ZM40 125H41V123H40ZM44 125H45V124H44ZM46 125H45V126H46ZM57 125H58V127H59V124H57ZM57 125H56V126H57ZM73 125H72L71 127H73ZM97 125H98V124H96L95 128H94V125H91V124L88 125V127H86V125H84V126H85L86 128H89V127L91 126L93 129H95V130H93V131H95L96 134H97V131H96V130H97L96 127H98ZM101 125H102V123H101ZM103 125H104V124H103ZM107 125H106V127H107ZM123 125H122V126H123ZM132 125H133V127H132ZM148 125H150V123H148ZM163 125H164V124H163ZM217 125L219 126V124H217ZM222 125H223V123H222ZM251 125H252V124H251ZM29 126H30V125H29ZM34 126H35V125H34ZM45 126H44V127H45ZM62 126H63V125H62ZM84 126H83V128H84ZM114 126H115V125H114ZM124 126H123V127H124ZM145 126H146V125H145ZM152 126H150V127H152ZM213 126H214V125H213ZM252 126H253V125H252ZM9 127H8V128H9ZM35 127L37 128V126H35ZM38 127H41V126L38 125ZM42 127H43V126H42ZM42 127H41V128H42ZM51 127H52V126H51ZM51 127L49 128V132L51 131V130H50ZM67 127H70V126H66V128H67ZM74 127H75L76 130L78 131L77 126H74ZM78 127H79V126H78ZM99 127H100V126H99ZM117 127H119V126H117ZM123 127H122V128H123ZM147 127H148V126H147ZM147 127H145V128H147ZM8 128H7V129H8ZM41 128H39V130H40ZM52 128H53V127H52ZM60 128H61V127H60ZM66 128H65V129H66ZM81 128H82V127H81ZM101 128L103 129L104 127H101ZM109 128H110V127H109ZM113 128H114V127H113ZM138 128H139V127H138ZM141 128H142V127H141ZM145 128H144V130H146ZM148 128H149V127H148ZM202 128H203V127H202ZM219 128H220V127H219ZM247 128H248V127H247ZM43 129H44V128H43ZM45 129H47V128H45ZM54 129H55V128L52 129V131H53L52 133H55V134H56V131H57V130H55V132H54ZM56 129H58V128H56ZM61 129H64V128H61ZM89 129H90V128H89ZM89 129H87V130H89ZM98 129H99V128H98ZM111 129H112V128H111ZM119 129H120V128H119ZM125 129H126V131H127V128H125ZM204 129H205V128H204ZM234 129H235V128H234ZM234 129H233V130H234ZM34 130H35V129H34ZM37 130H38V129H36L35 131H33V129H32V131L34 132L33 134H35V132H36ZM71 130H73V129H71ZM80 130H82V129H80V127H79V133H81ZM85 130H86V129H85ZM87 130H86V132H87ZM106 130H107V129H106ZM133 130H132V131H133ZM142 130H143V128H142ZM144 130H143V131H144ZM148 130H149V129H148ZM164 130H165V129H164ZM233 130H231V131H233ZM46 131H47V130H46ZM63 131H64V130H63ZM63 131H62V132H63ZM67 131H69L68 128H67ZM67 131H66V132H67ZM99 131H101V130H99ZM111 131H112V130H111ZM111 131H110V132H111ZM113 131H114V130H113ZM119 131H120V130H119ZM123 131H124V130H123ZM149 131H151V130H149ZM170 131H172V130H170ZM202 131H204V130H202ZM206 131H207V130H206ZM214 131H215V130H214ZM218 131H219V130H218ZM44 132H45V131H44ZM44 132H43V134H41V135L39 134V136L44 135ZM58 132H59V131H58ZM72 132H73V131H72ZM75 132H76V131H75ZM82 132H83V131H82ZM84 132H85V131H84ZM91 132H92V130H91ZM196 132H197V131H196ZM216 132H217V131H216ZM226 132H227V131H226ZM245 132H246V130H245ZM261 132H262V130H261ZM79 133H78V134L75 133V134H76V135H79ZM107 133H108V132H107ZM114 133H115V132H114ZM123 133H124V132H123ZM131 133H132V132H131ZM135 133H136V132H135ZM166 133H167V132H166ZM166 133H165V134H166ZM168 133H171V132H168ZM172 133H173V132H172ZM199 133H200V132H199ZM204 133H205V132H204ZM204 133H202L201 136H199L200 138L195 137L196 139L194 140V142L192 141V142H193V146H194V144L196 145L197 143H200V142H201L202 144L204 143V144L206 145L205 148H207L208 145L214 147V146L212 145L213 143H212V139H211V136H210V133H211V132H210L208 135H207L208 132L206 133V135H205ZM212 133H213V132H212ZM223 133H224V134H227V133H225V132H223ZM235 133H236V132H235ZM257 133H258V132H257ZM262 133H263V132H262ZM36 134H37V133H36ZM50 134H51V133H50ZM50 134L47 133V135H50ZM58 134H59V133H58ZM67 134H68V133H67ZM71 134H72V133H71ZM71 134H68V135H70V136H73V135H74V134H73V135H71ZM85 134H86V133H85ZM102 134H103V133H102ZM104 134H105V133H104ZM126 134H128V133L126 132L125 135H126ZM195 134H196V133H195ZM195 134L193 133V135H195ZM218 134H219V133H218ZM224 134H223V135H224ZM239 134H240V133H239ZM253 134H254V133H253ZM255 134H256V133H255ZM53 135H54V134H53ZM53 135H50V136H53ZM65 135H66V134H65ZM99 135H100V134H99ZM106 135H107V134H106ZM162 135H163V134H162ZM168 135H169V134H168ZM168 135H166L167 138H168V139H169V138L171 139V137H168ZM173 135H174V134H173ZM198 135H199V134H197V136H198ZM241 135H242V134H241ZM243 135H244V134H243ZM247 135H248V133H247ZM249 135H250V134H249ZM262 135H263V134H262ZM83 136H84V135L82 134V137H83ZM85 136H86V135H85ZM85 136H84V138H85ZM87 136H86V137H87ZM107 136H108V135H107ZM132 136H133V135H132ZM132 136H131V137H132ZM163 136H164V135H163ZM178 136H181V135H178ZM189 136H190V135H189ZM216 136H217V135H216ZM219 136H220V135H219ZM219 136H218V137H219ZM224 136H225V135H224ZM232 136H233V135H232ZM234 136H235V134H234ZM260 136H261V135H260ZM48 137H49V136H48ZM61 137H62V136L59 135L58 138L61 139ZM79 137H81V136H79ZM79 137H77V138H79ZM82 137H81V138H82ZM94 137H96V135H95ZM94 137H93V138H94ZM108 137H110V136H108ZM119 137H120V136H119ZM122 137H123V136H122ZM135 137L137 138V136H135ZM158 137H159V138H158ZM183 137L185 138V136H183ZM187 137H188V136H187ZM220 137H221V136H220ZM226 137H227V135H226ZM228 137H229V136H228ZM235 137H236V136H235ZM257 137H258V136H257ZM33 138H32V139H33ZM62 138H63V137H62ZM66 138H67V137H66ZM66 138H65V139H66ZM102 138H103V137H102ZM106 138H107V137H106ZM112 138H113V137H112ZM172 138H173V137H172ZM175 138H176V140H177V138H179V137H175ZM184 138H183V139H180V140H181V143L184 142V140H185ZM193 138H194V137H193ZM193 138H192V139H193ZM212 138H213V136H212ZM224 138H225V137H224ZM236 138L238 139V140H237V143H238L239 138H238V137H236ZM259 138H260V137H258V139H259ZM43 139H45V138H43ZM43 139H42V140H43ZM60 139H59V141H60ZM72 139H73V138H72ZM74 139H75V138H74ZM133 139H134V138H133ZM140 139H141V138H140ZM168 139H167V141L169 142L170 140H168ZM215 139H216V137L214 138V140H215ZM240 139H241V138H240ZM50 140H51V139H49V141H50ZM55 140H57V138H56ZM55 140H54V141H55ZM68 140H71V139H68ZM78 140H79V139H78ZM88 140H89L90 146H88V145H89V144H88ZM93 140H94L93 143L95 144V141H96V140H95V139H93ZM136 140H137V139H136ZM176 140H175V141H176ZM182 140H183V141H182ZM225 140H227V139L225 138ZM231 140H232V139H229V138H228L227 141H224V140H223V141H224L225 143L231 145V148H233V145H232V144H235V139H234V137H233L234 143H233V141H231ZM249 140H250V139H249ZM38 141H37V142H38ZM43 141H44V140H43ZM46 141H47V140H46ZM46 141H45V142H46ZM51 141H52V140H51ZM51 141H50V145H52V144H51V143H52ZM54 141H53V143H54ZM57 141H58V140H57ZM64 141H65V140L60 141V143H61V142H64ZM76 141H77V139H75V142H76ZM118 141H119V140H118ZM122 141H123V140H122ZM140 141H141V140H140ZM140 141L138 140V142H140ZM142 141H143V140H142ZM172 141L174 142V140H172ZM185 141L187 142V140H185ZM189 141H190V140H189ZM242 141H243V140H242ZM32 142H33V141H32ZM35 142H36V141H34V143H35ZM96 142H97V141H96ZM135 142H136V141H135ZM144 142H145V140H144ZM168 142H167V143H168ZM186 142H184V143L181 144V145H182V146H181V147H182L181 149H183V147H185V146H183V145H184ZM215 142H216V140H215ZM221 142H222V141H221ZM221 142H220V143H221ZM255 142H257V141H255ZM46 143H47V142H46ZM56 143H57V142H56ZM72 143H73V142H72ZM76 143H77V142H76ZM86 143L88 144L87 146H86ZM93 143H92V144H93ZM141 143H142V142H141ZM141 143H140V144H141ZM178 143H179V142H178ZM178 143H176V144H178ZM187 143H188V142H187ZM187 143H186V144H187ZM217 143H218V141H217ZM237 143H236V144H237ZM242 143H243V142H242ZM32 144H33V143H32ZM73 144H74V143H73ZM77 144H78V143H77ZM102 144H104V145H102ZM149 144H150V143H149ZM171 144H172V143H171ZM186 144H185V145H186ZM189 144H190V143H189ZM189 144H187V145H189ZM227 144L224 145V146L227 147ZM239 144H240V142H239ZM246 144H247V143H246ZM2 145H1V146H2ZM74 145L76 146V144H74ZM141 145H142V144H141ZM141 145H139V146H140V149L143 147V146L141 147ZM154 145H155V144H154ZM158 145H159V144H158ZM168 145H169V143H168ZM168 145L166 144V146H168ZM174 145H175V143H174ZM174 145H173V146H174ZM178 145H180V143H179ZM198 145H199V144H198ZM215 145H216V149H217V145H218V144L215 143ZM222 145H223V143H222ZM243 145L245 146V144H243ZM243 145H242V146H243ZM247 145H248V144H247ZM247 145H246V146H247ZM39 146H40V147H39ZM47 146H48V145H47ZM55 146L57 147L58 145H55ZM61 146H62V145H61ZM68 146H69V145H68ZM70 146H71V145H70ZM70 146H69V147H70ZM77 146H78V145H77ZM79 146H80V145H79ZM79 146H78V149H76L77 147L75 148V147H73V146L70 147V148H73V149L75 148L74 150L72 149L73 151H75V150H79V149H80ZM152 146H153V145H152ZM156 146H157V145H156ZM171 146H172V145H171ZM189 146H192V145H189ZM202 146H203V145H202ZM32 147H34V145H32ZM49 147H50V146H49ZM56 147H55V148H56ZM69 147H68V148H69ZM80 147H81V146H80ZM105 147H107L108 149H109V148H112V147H113V148L115 147L116 149L114 148V150H115L114 152L109 150L111 153H109L108 151H106V152L109 153V154H107V155L104 156L105 153L103 154V152H104L105 150L103 151V149H105ZM124 147H127V146H124ZM147 147H148V149H149V146L147 145L146 148H143V150H144V149L146 150ZM153 147H154V146H153ZM158 147H159V146H158ZM179 147H180V146H179ZM196 147H197V146H196ZM196 147H195V149H196ZM198 147H199V146H198ZM228 147H229V146H228ZM239 147H240V146H239ZM250 147H251V146H250ZM7 148H8V149H7ZM52 148H53V146H52ZM59 148H63V149H64V147H59ZM59 148H58V149H59ZM66 148H67V147H66ZM154 148H155V147H154ZM160 148H161V150H163V149H162L163 147H160ZM160 148H158V149H160ZM175 148H176V146H175ZM108 149H107V150H108ZM128 149H129V148H128ZM131 149H132V148H131ZM133 149H135V148H133ZM140 149H139V150H140ZM148 149H147V150H148ZM150 149H151V146H150ZM164 149H165V148H164ZM177 149H178V148H177ZM187 149L190 150V147H188ZM187 149H186V150H187ZM192 149H194V147H193ZM211 149H213V148H211ZM224 149H225V147H224ZM224 149H223V151H224ZM234 149H235V148H234ZM234 149H233V150H234ZM238 149H239V148H238ZM245 149H247V148L245 147ZM35 150H36V149H35ZM53 150H56V149H53ZM61 150H62V149H61ZM111 150H112V149H111ZM124 150H125V149H124ZM143 150H142V152H143ZM154 150H157V147H156V149H154ZM184 150H185V149H184ZM184 150H183V151H184ZM186 150H185V151H186ZM227 150H229V148H228ZM231 150H232V149H231ZM243 150H244V147H243ZM2 151H1V152H2ZM57 151H58V150H57ZM68 151H69V150H68ZM152 151H153V150H152ZM176 151H177V150H176ZM181 151H182V150H181ZM185 151H184V152H185ZM193 151H194V150H193ZM193 151H192V152H193ZM238 151H239V150H238ZM238 151H237V153H238ZM245 151H247V150H245ZM248 151H249V150H248ZM131 152H132V151H131ZM145 152H146V151H145ZM184 152H183V153H184ZM186 152H187V151H186ZM195 152H196V151H195ZM239 152H240V151H239ZM38 153H39V152H38ZM69 153H70V152H69ZM69 153H68V154H69ZM72 153H73V152H72ZM78 153H79V152H78ZM143 153H144V152H143ZM158 153H160V155H158ZM167 153H168V152H167ZM201 153H202V152H201ZM211 153H212V152H210V154H211ZM216 153H218V152H216ZM220 153H221V151H220ZM228 153H229V151H228ZM243 153H244V152H243ZM39 154H40V153H39ZM45 154H46V151H45ZM64 154H65V153H64ZM178 154H179V153H178ZM181 154H182V153L180 152V156H179L180 158H181ZM205 154H206V152H205ZM205 154H204V155H205ZM65 155L67 156V153H66ZM182 155H183V154H182ZM184 155H185V154H184ZM216 155H218V154H216ZM229 155H230V154H229ZM245 155H246V154H245ZM126 156H127V157H126ZM162 156H164V155H161V157H162ZM177 156H178V155H177ZM196 156H198V155H196ZM202 156H203V155H202ZM205 156H206V155H205ZM211 156H213V155L211 154ZM218 156H219V155H218ZM224 156H227V155H224ZM224 156H222L223 159H224ZM242 156H243V155H242ZM0 157H1V156H0ZM161 157H160V159H161ZM164 157H165V156H164ZM164 157H163L162 159H165ZM167 157H169V156H167ZM179 157H176V158H179ZM215 157H216V156H215ZM176 158H175V156H174V159H176ZM180 158H179V159H180ZM192 158H193V157H192ZM217 158H218V157H217ZM231 158H232V157H231ZM237 158H238V156H237ZM237 158H236V159H237ZM242 158H243V157H242ZM167 159L170 160V158H166V160H167ZM174 159H173V157H172V161H173ZM182 159H183V158H182ZM200 159H201V158H200ZM203 159H204V157H203ZM208 159H209V157H208ZM226 159H227V158H226ZM239 159H241V158H239ZM195 160H196V158H195ZM224 160H225V159H224ZM232 160H233V159H232ZM237 160H238V159H237ZM244 160H245V159H244ZM129 161H130V162H129ZM167 161H168V160H167ZM188 161H189V160H187L186 162L189 164ZM190 161H192V160L190 159ZM197 161H198V160H197ZM206 161H207V160H206ZM206 161H205V162H206ZM212 161H213V160H212ZM221 161H222V159H221ZM233 161H235V158H234ZM233 161H232V162H233ZM253 161H254V160H253ZM1 162H0V164H2ZM168 162H169V161H168ZM168 162H167V163H168ZM177 162H178V160H177ZM198 162H199V161H198ZM205 162H204V163H205ZM207 162H208V161H207ZM215 162H216V160L214 161V163H215ZM227 162H228V161H227ZM132 163H135V162H132ZM179 163H180V161H179ZM182 163H183V162H182ZM184 163H185V162H184ZM184 163H183V164H184ZM187 163H186V164H187ZM194 163H195V162H194ZM210 163H211V161H210ZM216 163H217V162H216ZM233 163H234V162H233ZM54 164H55V163H54ZM155 164L158 165L156 169H155L156 166H153V165H155ZM161 164H162V165H161ZM173 164H174V162L172 163V165H173ZM180 164H181V163H180ZM188 164H187V165H188ZM196 164H197V163H196ZM231 164H232V163H231ZM51 165H52V164H51ZM172 165H171V167H173V166H174L173 168L176 167L175 165H173V166H172ZM191 165H192V164H191ZM207 165H209V162L207 163ZM229 165H230V164H229ZM237 165H238V164H236V166H237ZM166 166L168 167V165H166ZM178 166H179V164H178ZM193 166H194V165H193ZM233 166H234V165H233ZM1 167H4V166H1ZM6 167H7V166H6ZM6 167H5V169H6ZM53 167H54V166H53ZM53 167H50V169H48V170H50V172L55 171ZM180 167H181V166H180ZM180 167H179V168H180ZM184 167H185V164H184V166L182 165L181 168H184ZM198 167H199V166H198ZM7 168H11V167H7ZM13 168L11 169L12 171H14ZM28 168H29L30 171H28ZM189 168H190V166H189ZM189 168H188V170H189ZM199 168H201V167H199ZM56 169H58V168H56ZM60 169H58V170H60ZM175 169L177 170L178 168H175ZM3 170H4V169H1V170H0V175H1V172H2ZM9 170H10V169H9ZM137 170L139 171L138 173H137ZM186 170H187V169H186ZM194 170H195V169H194ZM46 171H47V170H46ZM196 171H197V168H196ZM196 171H195V172H196ZM48 172H49V171H48ZM62 172H63V171H62ZM64 172H65V171H64ZM133 172H136V173H133ZM170 172H171V171H170ZM186 172H187V171H186ZM8 173L10 174V172H8ZM11 173H13V172H11ZM25 173H26V172H25ZM52 173H53V172H52ZM55 173H56V172H55ZM95 173H96V172H95ZM95 173H94V174H95ZM108 173H111V174L108 175ZM164 173H163V174H164ZM173 173H174V169H173ZM175 173H176V172H175ZM175 173H174V174H175ZM6 174H7V172H6ZM6 174H5V175H6ZM57 174H59V173H57ZM62 174H63V173H60V175H62ZM96 174H98V173H96ZM96 174H95V175H96ZM101 174H102V175H101ZM115 174H114V175H115ZM165 174H166V173H165ZM167 174H168V173H167ZM14 175H15V173H14ZM14 175H13V176H14ZM24 175H25V174H24ZM24 175H21V176H24ZM48 175H50V173H49ZM53 175H54V173H53ZM95 175H94V176H95ZM98 175H99V174H98ZM98 175H97V176H98ZM104 175H103V176H104ZM116 175H115V176H116ZM180 175H182V174H180ZM3 176H4V175H2V177L0 176V178H2V181L4 182L6 179H3ZM17 176H18V175H17ZM17 176L15 175V179L17 178ZM19 176H20V175H19ZM19 176H18V178H19ZM21 176H20V178H21ZM54 176H57V175H54ZM97 176H96V177H97ZM100 176H99V177H100ZM107 176H106V177H107ZM182 176H183V175H182ZM8 177H9V176H8ZM26 177H28V176H26ZM26 177L24 176V178H26ZM47 177H48V176H47ZM50 177H51V176H50ZM57 177H59V176H57ZM99 177H98V178H99ZM106 177H105V178H106ZM111 177H113V176H111ZM130 177H131V176H130ZM183 177H184V176H183ZM186 177H188V176H186ZM18 178H17V179H18ZM55 178H56V177H55ZM102 178H103V177H102ZM107 178H108V177H107ZM107 178H106V179H107ZM121 178H120V179H121ZM158 178H159V177H158ZM169 178H170V177H169ZM171 178H172V177H171ZM173 178H174V177H173ZM9 179H8V180H9ZM15 179H14V180H15ZM106 179H104V180H106ZM110 179H113V178H110ZM131 179H132V178H131ZM131 179H130V180H131ZM182 179H183V178H182ZM182 179H179L180 182H182V181H181ZM184 179H185V178H184ZM190 179H191V178H190ZM190 179H189V181H190ZM18 180H19V179H18ZM57 180H58V179H57ZM94 180H96V179H94ZM113 180H114V179H113ZM128 180H129V178H128ZM172 180H173V179H172ZM176 180L178 181V179H176ZM185 180H186V179H185ZM185 180H183V182H185ZM187 180H188V179H187ZM111 181H112V180H111ZM118 181H119V180H118ZM134 181H136V180H134ZM151 181H152V180H151ZM153 181H154V180H153ZM159 181H160V178H159ZM174 181H175V180H174ZM177 181H175V182H173V183L175 184ZM189 181H188L187 184H189ZM12 182H13V183H12ZM21 182H24V181L21 180ZM28 182H30L29 179H28ZM58 182H59V181H58ZM60 182H59V183H60ZM104 182H105V181H104ZM108 182H109V181H108ZM120 182H121V181H120ZM180 182H177L179 186H180ZM9 183L7 184V182H6L7 185H9ZM96 183H97V182H96ZM127 183H128V182H127ZM133 183H135V182H133ZM151 183H152V182H151ZM169 183H170V180H165V179H164L163 181L159 182L160 185L162 184V185H167V186H168ZM177 183H176V185H177ZM190 183H192V182L190 181ZM0 184L2 185V182H1ZM4 184H5V183H3V185H4ZM6 184H5V186H6ZM76 184H77V183H76ZM114 184H115V183H114ZM145 184H148V183H145ZM154 184H155V183H154ZM171 184H172V183H171ZM174 184H173V185H174ZM181 184H182V183H181ZM183 184H184V183H183ZM1 185H0V186H1ZM3 185H2V186H3ZM57 185H58V184H57ZM61 185H62V184H61ZM64 185H65V184H64ZM83 185H84V184H83ZM90 185H91V184H90ZM92 185H93V184H92ZM92 185H91V187H92V188H95V187H93ZM100 185H102V184L100 183ZM130 185H132V184H130ZM178 185H177V186H178ZM194 185H195V184H194ZM62 186H63V185H62ZM86 186L88 187L87 184H86ZM123 186H124V185H123ZM123 186H121V189H120V187H118L120 191H121L123 188H126L125 186H124V187H123ZM132 186H133V185H132ZM134 186H136V185H134ZM138 186H139V185H138ZM192 186H193V185H192ZM3 187H4V186H3ZM3 187H0V188L3 189ZM8 187H9V186H8ZM8 187H7L6 190H7V191H9V190L12 191L11 189L8 190ZM66 187H67V186H66ZM68 187L70 188V186H68ZM68 187H67V188H68ZM78 187L81 188L80 186H78ZM87 187L84 186V188H87ZM100 187H101V186H100ZM103 187H106L105 184L102 185V188H103ZM108 187H109V186H108ZM112 187H113V186H112ZM112 187H110V188H112ZM122 187H123V188H122ZM130 187H131V186H130ZM140 187H141V185H140ZM140 187H139V188H140ZM159 187H161V186H159ZM163 187H164L165 190L163 189V190H164V191H163V190L161 189L162 191H159L158 193H161V192L165 193L166 188H165V186H163ZM169 187H170V185L168 186V188H169ZM173 187H174V186H173ZM181 187H182V186H181ZM181 187H180V188H181ZM55 188H56L55 190H56L57 193H59V192H63V193H64L63 190L65 189V187H64V189H62V188H60V187H59L58 189H57V187H55ZM67 188H66V189H67ZM84 188H83V189H84ZM96 188H97V186H96ZM96 188H95V189H91V192H94V194L90 192L91 195L88 194V196H90L91 198H93V197L96 198V197H97V200H98V198H103V199H102L103 201H104V199H106V198H108V200H111V201H112V199H114V198H109V197H108V196H109V191H108V192H105V193H102L103 191H100V190L97 191L98 188H99V186H98L97 190H96ZM102 188H100V189H102ZM110 188L108 189V190H111L110 193L113 191V193L115 194V192L118 191L117 194L119 195V193H120L119 190H115V191H114V189L112 190V189H110ZM115 188H117V187H115ZM128 188H129V187H128ZM132 188H133V187H132ZM147 188H148V187H147ZM168 188H167V189H168ZM37 189H38V190H37ZM66 189H65V190H66ZM77 189H78V188H77ZM83 189H82V190H83ZM105 189H106V188H105ZM126 189H127V188H126ZM126 189H125V190H126ZM130 189H131V188H130ZM141 189H142V188H141ZM148 189H149V188H148ZM148 189H146V190H148ZM157 189H159L158 186H157L156 188L153 187L151 190L149 189V190L147 191L148 193H145V194H149V196H150V195H152L154 192H156L155 195H157ZM172 189H173V188H172ZM174 189H175V187H174ZM3 190H4V189H3ZM3 190H2V191H3ZM6 190H5V191H6ZM68 190H69V189H68ZM87 190H88V189H87ZM102 190H103V189H102ZM127 190H129V189H127ZM155 190H156V191H155ZM159 190H160V189H159ZM66 191H67V190H66ZM69 191H70V190H69ZM72 191H73V190H71V192H72ZM78 191H79V190H78ZM78 191H77V192H78ZM80 191H81V190H80ZM84 191H86V189H85ZM130 191H131V190H130ZM142 191H143V190H142ZM149 191H150V193H149ZM151 191H152V192H151ZM168 191H169V190H168ZM168 191H167V192H168ZM176 191H177V190H176ZM178 191H179V190H178ZM0 192H1V190H0ZM131 192H132V191H131ZM131 192H127V191H126V194H127V193L131 194ZM179 192H180V191H179ZM14 193H15V192H14ZM43 193H44V194H43ZM69 193H70V192H69ZM121 193H122V192H121ZM163 193H162V194H163ZM168 193H169V192H168ZM182 193H183V192H182ZM42 194H43V195H42ZM60 194H61V193H60ZM67 194H68V192H67ZM67 194H66V196H67ZM73 194H75V193H73ZM107 194H108V196H107ZM114 194H113V195H114ZM122 194H123V193H122ZM124 194H125V193H124ZM141 194H142V192H141ZM174 194H175V192H174ZM4 195H5V194H4ZM4 195H2V196L0 195V196H1L0 198H2V200H3V197H6V196H4ZM6 195H7V194H6ZM14 195H15V194H14ZM50 195H51V194H50ZM53 195H54V192H53ZM57 195H58V194H57ZM70 195H72V193H71ZM79 195H80V194H78V196H79ZM113 195H112V193H111L110 196L113 197ZM127 195H128V194H127ZM155 195H154L153 197H155ZM158 195H159V194H158ZM7 196H8V195H7ZM9 196H10V195H9ZM63 196H64V195H62L61 197H63ZM68 196H69V195H68ZM80 196H82V195H80ZM115 196H116V195H115ZM115 196H114V197H115ZM140 196H141V195H140ZM10 197H11V196H10ZM10 197H8V198L10 199ZM72 197H73V196H72ZM83 197H84V196H83ZM86 197H87V195H86ZM86 197H85V198H86ZM90 197H87V198H90ZM119 197L122 198L123 195H121V196H119ZM142 197H143V194H142ZM142 197H141V200H142ZM145 197H146V198H145ZM150 197H151V196H150ZM153 197H152V200H153V201H157V200H154ZM168 197H169V196H168ZM8 198H7V199H8ZM50 198H51V197H50ZM50 198H49V199H50ZM56 198H57V197H56ZM59 198H60V196L58 197V199H59ZM64 198H65V196H64ZM91 198H90L89 200H88V199H86V200H88L89 202H91V201H90V200H92ZM94 198H93V199H94ZM117 198H118V196L116 197V200H117ZM121 198H120V199H121ZM124 198H129V195H128V197H126V195H125ZM130 198H131V196H130ZM136 198H137V197H136ZM144 198H145V199H148L149 197L147 198V195H145ZM4 199H6V198H4ZM122 199H123V198H122ZM122 199H121V200H122ZM133 199H134V197L132 196L131 201L128 200L127 202L130 201L129 204H130V203L133 204V203H134V202L132 203V200H133ZM156 199H157V198H156ZM46 200H47V199H46ZM53 200H56L55 197H54ZM60 200H61V198H60ZM102 200H101V201H102ZM114 200H115V199H114ZM121 200L119 201V199H118V201H119L118 203H120ZM125 200H126V199H125ZM143 200H144V199H143ZM143 200H142V201L139 200L138 202H140V203H138V204H140V205L142 206V203L144 204V201H145V200H144V201H143ZM149 200H150V199H149ZM149 200H148V201H149ZM152 200H151V201H152ZM51 201H52V199H50V201L48 200L47 202H51ZM94 201H96V199H95ZM111 201H109V202H111ZM123 201H124V199H123ZM123 201H122V202H123ZM133 201H134V200H133ZM146 201H147V200H146ZM8 202H9V200H8ZM12 202H11V203H12ZM55 202H57V201H55ZM55 202H51V203L54 204ZM68 202H69V201H68ZM83 202H85V201H82V203H83ZM89 202H88L87 204H85V203H84V204L87 206V205L89 204ZM127 202H126V203H127ZM135 202H136V200H135ZM189 202H191V201H189ZM189 202L186 201V203H187L186 205H187V206H188V203H189ZM44 203H45V202H44ZM82 203H81V204H82ZM93 203H94V202H93ZM96 203H97V202H95V204H96ZM98 203L100 204L99 201H98ZM102 203H103V202H102ZM102 203H101V205H102ZM105 203H107V201L104 202V204H105ZM118 203H117V204H118ZM136 203H137V202H136ZM136 203H134L133 205H131V206H129V207H130V208L133 207V206L136 207V205H137ZM151 203H153V202H150V204H151ZM6 204H7V203H6ZM9 204H10V203H9ZM17 204H16V205H17ZM67 204L70 205V203H67ZM67 204H66V202H65V205H64V206H66ZM90 204H92V203H90ZM95 204H94V205H95ZM110 204H111V203H110ZM114 204H115V203H114ZM150 204L147 203V204H145V205L147 206V205H150ZM189 204L192 205V203H189ZM10 205H11V204H10ZM12 205H15V204L12 203ZM16 205H15V206H16ZM49 205L51 206V204H49ZM57 205H58V203H57ZM75 205H76V204H75ZM126 205H127V204H126ZM126 205H125V206H126ZM145 205H143L142 208L145 207ZM152 205H153V204H152ZM154 205H155V204H154ZM174 205H175V204H174ZM176 205H177V204H176ZM37 206L40 207L39 205H37ZM55 206H56V205H55ZM62 206H63V205H62ZM67 206H68V205H67ZM72 206H74V205L72 204ZM72 206H71V208H72ZM79 206H80V205H79ZM95 206H96V205H95ZM95 206H94V207H95ZM106 206H107V205H106ZM127 206H128V205H127ZM127 206H126V207H127ZM177 206H178V205H177ZM187 206H186V207H187ZM192 206H195V204L192 205ZM3 207H4V206H2L1 208H3ZM5 207H7V206H5ZM44 207H45V206H44ZM46 207H48V205H47ZM56 207H58V206H56ZM56 207H55V208H56ZM60 207H61V206H60ZM69 207H70V206H69ZM76 207H77V205H76ZM76 207H75V208L73 207V209H76ZM87 207H88V206H87ZM98 207H99V206H98ZM103 207H104V206H103ZM103 207H102V208H103ZM110 207H111V206H110ZM129 207H128V208H129ZM137 207H138V205H137ZM139 207H140V206H139ZM189 207H190V206H189ZM195 207H196V206H195ZM12 208H13V207H12ZM17 208H18V206H17ZM40 208H41V207H40ZM61 208H62V207H61ZM61 208H58V210L61 209ZM65 208H66V207H65ZM65 208H63V209H65ZM71 208H70V209H71ZM79 208H80V207H79ZM91 208H93V207H91ZM99 208H100V207H99ZM130 208H129V210H127V211H132L133 209H135V208H133V209L131 208V209H132V210H131ZM147 208H148V206H147ZM190 208H192V207H190ZM193 208H194V207H193ZM9 209H10V208H9ZM48 209H49V210H52V207H50V208L48 207ZM70 209H69V210H70ZM73 209H72V210H73ZM81 209H82V208H81ZM89 209H90V208H89ZM96 209H98V208H96ZM107 209L109 210L108 206H107ZM126 209H127V208H126ZM140 209H141V207H140ZM143 209H145V208H143ZM152 209H153V208H152ZM1 210H2V209H1ZM5 210H6V209H5ZM35 210H36V209H34V214H35V212H36ZM40 210H41V213H38V214H42V213L44 212V211L42 212V210H45V209H40ZM46 210H47V209H46ZM69 210H68V211H69ZM93 210H94V208H93ZM101 210H102V209H101ZM119 210H120V209H119ZM146 210H147V209H146ZM149 210H151V209H149ZM174 210H175V209H174ZM11 211H12V210H11ZM11 211H10V213H11ZM16 211H17V210H16ZM26 211H27V210H25V212H26ZM29 211H31V210H29ZM55 211H56V210H55ZM66 211H67V210H66ZM68 211H67V212H68ZM89 211H90V210H89ZM104 211H106V210L104 209ZM114 211H115V210H114ZM117 211H118V210H117ZM170 211H171V210H170ZM31 212H32V211H31ZM31 212H28V214L31 213ZM39 212H40V211H39ZM61 212H63V211H61ZM77 212L79 213L80 211H76V212H75L76 215H77ZM99 212H100V211H99ZM101 212L104 213L103 210H102ZM139 212H140V211H139ZM6 213H7V212H6ZM12 213H13V212H12ZM45 213H46V212H44V214H45ZM47 213H48V212H47ZM52 213H54V208H53V212H52ZM57 213H59V212H57ZM57 213H56V214H57ZM75 213H73V216H72V217H75V216H76V215H74ZM80 213H81V212H80ZM80 213H79V214H80ZM83 213H84V212L82 211V214H83ZM88 213L91 214V212H88ZM92 213H93V212H92ZM96 213H98V210L96 211ZM109 213H110V212H109ZM172 213H173V211H172ZM22 214L24 215L23 211H22ZM54 214H55V213H54ZM54 214H53V215H54ZM60 214H61V213H60ZM60 214H59V216H60ZM64 214H66V212H64ZM64 214H61L60 218H61V217H64V216H63ZM69 214H72V213H71V210H70ZM79 214H78V215H79ZM82 214H81V215H82ZM84 214H86V212H85ZM90 214H86V215H90ZM99 214H100V213H99ZM99 214H98V216H99ZM106 214H107V213H106ZM110 214H111V213H110ZM110 214H107V215H110ZM113 214H114V212H113ZM132 214H133V213H132ZM134 214H135V213H134ZM134 214H133V215H134ZM16 215H17V212H16ZM19 215H20V213H19ZM25 215H27V213H26ZM29 215H30V214H29ZM46 215H47V214H46ZM51 215H52V214H51ZM53 215H52L51 217H53ZM86 215H85V216H86ZM93 215H94L93 217H95V215H96L95 212H94ZM101 215L104 216V214H101ZM115 215H116V214H115ZM124 215H125V214H124ZM124 215H123V216H124ZM129 215H130V214H129ZM139 215L141 216V212H140ZM27 216H28V215H27ZM41 216H43V215H41ZM47 216H48V215H47ZM59 216H58V217H59ZM66 216H67V214L65 215V217H66ZM68 216H71V215H68ZM79 216H80V215H79ZM110 216H111V215H110ZM116 216H120V215L117 214ZM21 217H22V216H21ZM34 217H35V216H34ZM34 217H33V219H34ZM54 217H55V215H54ZM56 217H57V215H56ZM58 217H57V218H58ZM125 217H126V216H125ZM134 217H135V216H133V218H134ZM28 218H29V217H28ZM31 218H32V217H31ZM35 218H36V217H35ZM47 218L49 219L50 217H47ZM78 218H79V217H78ZM82 218H83V217H82ZM84 218H85V217H84ZM95 218H96V217H95ZM98 218H99V217H98ZM101 218H103V217H101ZM101 218H100V219H101ZM105 218H106V217H105ZM111 218H112V216H111ZM116 218H117V217H116ZM119 218L121 219V217H119ZM119 218H117V219H119ZM122 218H123V217H122ZM126 218H128V217H126ZM131 218H132V217H131ZM143 218H145V215H144ZM143 218H142V219H143ZM173 218H174V217H173ZM24 219H25V218H24ZM37 219H38V218H36L35 221H37ZM42 219H43V218H42ZM42 219H41V221H42ZM44 219H45V218H44ZM48 219H47V220H48ZM50 219H51V218H50ZM61 219H62V218H61ZM63 219H64V218H63ZM63 219H62V220H63ZM74 219H75V218H74ZM85 219H87V218H85ZM88 219H89V218H88ZM90 219H91V218H90ZM92 219H93V218H92ZM100 219H99V220H100ZM108 219H110V218H108ZM120 219H119V220H120ZM101 220H102V219H101ZM103 220H104V219H103ZM110 220H111V219H110ZM129 220H130V218L128 219V221H129ZM138 220H139V219H137V221H138ZM147 220H148V219H147ZM174 220H175V219H174ZM22 221H23V220H22ZM38 221H39V220H38ZM45 221H46V219H45ZM59 221H61V220H59ZM64 221H65V220H64ZM78 221H79V220H78ZM93 221H94V220H93ZM97 221H98V220H97ZM128 221H127V222H128ZM133 221H134V220H133ZM133 221H131V222H133ZM135 221H136V220H135ZM143 221H144V219H143ZM176 221H177V219L173 222V223L175 224L174 227H177V226H179V224H180V223H178V221H177V222H176ZM179 221H180V220H179ZM46 222H47V221H46ZM57 222H58V221H57ZM66 222H67V223H66ZM66 222H65V223L68 224V220H66ZM75 222H76V221H75ZM94 222H95V221H94ZM98 222H99V221H98ZM98 222H97V223H98ZM100 222H101V221H100ZM139 222H140V221H139ZM141 222H142V221H141ZM141 222H140V223H141ZM7 223H8V222H7ZM43 223H44V222H43ZM59 223H60V222H59ZM62 223H64V222H62ZM71 223H72V221H71ZM119 223H120V222H119ZM122 223H124V220L122 221ZM129 223H130V222H129ZM135 223H136V222H135ZM145 223H146V222H145ZM155 223H157V222H155ZM169 223L172 224L171 221H170V222H167V224H169ZM52 224H53V223H52ZM60 224H61V223H60ZM66 224H65V225H66ZM72 224H73V223H72ZM91 224H92V223H91ZM91 224H89V225H91ZM124 224H125V223H124ZM124 224H123V225H124ZM126 224H127V223H126ZM136 224H137V223H136ZM138 224H139V223H138ZM174 224H172V225H174ZM181 224H182V223H181ZM23 225H24V224H23ZM44 225H45V224H44ZM47 225H48V223H47ZM50 225H51V223H50ZM55 225H58V224H55ZM61 225H63V224H61ZM68 225H69V224H68ZM95 225H96V222H95ZM130 225H131V223H130ZM132 225H133V224H132ZM182 225H184V224H182ZM182 225H181V226H182ZM186 226H187V225H186ZM17 227L19 228V225H18ZM171 228H172V227H171ZM12 231H13V230H12ZM15 231H16V229H15ZM21 232H22V231H21ZM20 235H21V234H20ZM13 237H14V236H13ZM18 237H20V236H18ZM124 239H125V238H124ZM131 239H132V238H131ZM7 240H8V239H7ZM126 240H127V239H126ZM128 240L131 242V240H130L129 238H128ZM16 241H17V240H16ZM19 241H20V240H19ZM24 241H25V240H24ZM124 241H125V240H124ZM124 241H122V242L124 243ZM24 243H25V242H24ZM27 244H28V243H27ZM126 244H127V243H126ZM24 245H25V244H24ZM76 246H77V245H76ZM93 248H94V247H93ZM23 249H26V248H23ZM83 249H84V248H83ZM88 250H89V249H88ZM109 250H110V249H109ZM171 251H172V250H171ZM78 252H79V251H78ZM89 253H90V252H89ZM92 257H93V256H92ZM76 258H77V257H76ZM90 258H91V257H90ZM132 258H133V257H132ZM60 259H61V258H60ZM64 259H65V258H64ZM69 259H70V258H69ZM74 259H75V258H74ZM135 259H136V258H135ZM65 260H66V259H65ZM62 261H63V260H62ZM62 261H61V262H62ZM69 261H72V260H69ZM89 261H90V260H89ZM130 261H131V260H129V262H130ZM134 261H135V260H134ZM64 263H65V262H64ZM66 263H67V261H66ZM70 263H71V262H70ZM133 263H134V262H133ZM62 264H63V263H62ZM137 264H138V262H137ZM142 264H143V263H142ZM144 264H145V263H144Z\"/></svg>","mask_w":264,"mask_h":264}]
</instances>
